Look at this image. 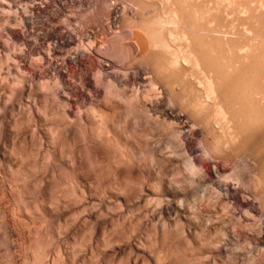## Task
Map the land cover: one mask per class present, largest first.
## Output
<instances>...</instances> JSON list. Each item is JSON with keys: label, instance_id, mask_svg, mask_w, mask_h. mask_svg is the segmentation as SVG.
Wrapping results in <instances>:
<instances>
[{"label": "bare ground", "instance_id": "obj_1", "mask_svg": "<svg viewBox=\"0 0 264 264\" xmlns=\"http://www.w3.org/2000/svg\"><path fill=\"white\" fill-rule=\"evenodd\" d=\"M1 2L3 1V0H0ZM8 1V0H7ZM5 2V0L3 1V5L5 6V7H7L8 9V11L9 12H7L6 11V8L5 7H3V9L1 10L4 14L5 13H9V16H10V10H13V11H11L12 13H15V20H14V18H11V16L13 15H11L10 16V19H11V21H12V19L14 20L12 23H13V26L16 28V26H18V28L19 27H21V29H19V30H17V29H15V28H13L12 26H11V23H10V21H9V23H10V25L8 24V21H6L7 20V18H6V16L4 15V14H2L1 15V13H0V18L1 19H3V26H4V28L0 25V28L2 29H4V31H6L5 33H7V36H8V38H7V40H10V42H8L9 43V45H11L12 47H13V49L9 46V48H11L12 50V52H11V54L9 53L10 52V50H9V55H5L6 57H8V59H9V57H11L14 61H15V64H14V69H15V72L16 73H18V76H15V78L18 80V82H19V84L18 85H15V87H14V89H17V87L19 86V85H21V86H19L18 88V92L17 93H15V92H13L14 90H12V88H13V85H12V88H11V90H12V93H11V95H9L10 96V99L11 98H15V97H12V96H14V94H21L22 95V93H23V91L25 90V88L27 87L26 86V82L28 81V80H30V81H32V84H33V82H35L36 81V84H38L37 83V80H39V79H41V78H43V77H45V76H49V77H51L52 78V80L54 79V82L52 83L53 85H51L52 87H49L50 88V90L52 91L51 93H49V95H50V97L49 98H51V102H53V104L54 105H56V107L55 108H53V110H52V112L53 111H55V109L57 108V110H58V113H57V110L55 111V112H53L54 114H52V115H48V116H56L57 114H59L60 113V115H58V117H57V121L56 122H53V120L52 119H55L56 120V117H54V118H52V117H49V118H47L48 116H47V114H46V116H44V117H46L47 119H48V122H49V120H50V118H52L51 120V122H53L54 123V126H56L55 127V129L57 128V131H55V129L52 127V125L51 126H49L50 127V129H51V127L53 128L52 130H51V132L49 133V131H48V133L49 134H51V135H49V136H51V139H52V141H50L49 143H53L52 145H53V150H52V148H51V150H52V154H54L56 157H59L60 158V162H61V165L60 166H62V168L64 167V169H63V171L65 170V168L66 167H68V168H70L76 175H77V177H80V178H82V176H84L83 174H85L86 175V173L84 172V171H82V163H85V160H83L84 158H85V156H83L84 158H82V154L83 153H85L84 151H82L84 148L83 147H85V149L84 150H90L91 149V151L92 150H94L95 151V153H96V155L99 157V158H103V151H104V149L102 148V150L100 151V147H98V145L96 144L97 143V141L95 140V141H93V136H94V134H96L97 132V134L99 135H97V137L96 136H94V138L96 137V138H99V137H101V135L99 134V133H101V132H103L102 133V137H104V134H105V132H106V134L108 133V135H106L105 134V139L107 138V136L108 137H110V136H112V134L113 133H115V135L116 136H118L119 137V139H120V142L122 143V145H124V147H126V149H127V147H129L128 148V150L129 149H131L132 151H130L129 150V154L127 155V154H123L122 153V155H124L123 157H120V156H122V155H120L121 153V151L123 150V148L124 147H122V150H120V152L118 153V155H119V157L117 156V153H116V148H114L116 145H113V148L115 149L114 151H115V154L112 152V155H111V157H109L108 156V153H111L110 151L107 153V155L106 156H108L107 158H111L112 159V157H113V155H114V157H115V155L117 156V158H115V159H113L112 161H110L111 162V165H112V169H114L115 170V177H117L116 179H118L119 180V182H120V185L118 186V182H116L117 183V187H119V191H121L124 195L123 196H125V193L124 192H131V191H134L135 192V190H134V188H136L137 186H135L134 187V185L135 184H137V183H135V179H138L137 181H139V177L140 176H142V178H151L153 175H154V181L153 182H151V183H147L148 181H142L141 182V186L140 187H137L136 189H138V191L140 192V194H141V196H138V197H143V193H145V191H149L150 193H148L149 195L150 194H156V195H158V197H157V199H153V197H148V198H150L151 200H154V201H156V200H158L159 199V202L158 201H156L155 203H154V201H153V203L154 204H148V203H146L145 205H150V206H152V208L151 207H148V206H146V207H148V208H150L151 209V214H150V210H149V214L147 213L146 215L147 216H149V215H152L153 217H155V216H160V219L159 220H163V217L164 216H166V218H167V220L168 219H173V220H175V222H176V220L178 221V224H179V220H180V222H181V220H184L185 221V223H187L189 226H190V228L188 229V231L189 232H191V234L192 233H194L192 230H193V227H195L194 229L196 230V232L198 231V225H200V222H202V221H200L199 222V220H200V218L199 219H197L198 217H201V215L200 216H198V215H196L197 213H199L200 214V212H203V210L204 209H206V208H208V207H210V209H213L214 208V206L216 205L215 203V205L214 206H212L211 204H212V201H217V204H219L218 203V201L221 203V201H223V202H225V204L222 202L221 204H224V205H226V206H229V205H233V207H234V205H235V207H238V208H240V209H243L244 210V214H241V217H242V219H240L238 216H237V220H239V222H240V220H244L243 219V217L245 218V219H248L249 220V218H252L254 215H256V214H260L259 216L261 217L260 219H258V220H260V222L261 221H263V219H264V205H263V200H264V197H263V199H261L262 200V202H260V198L262 197V196H264V194L263 193H260V198H259V195H257L258 196V198H256V199H258V201H256V199H251V197H249V196H247V195H245L247 192H249L248 191V189L249 188H251L252 190L253 189H256L255 191V193H258V189H259V192H260V190H261V187H262V190L264 189V185L263 186H261L260 188H258L259 186H258V182H256V185L254 186L253 184H252V180H251V183H249V180L250 179H252V178H250V179H248V184L250 185V187H248L247 186V181H244L243 179L244 178H246L245 176L246 175H244V174H242V175H244V178H242L241 176H240V173H238V171L240 170V167H241V165H240V167L239 168H237V169H239L238 171L235 169L237 166L235 165V167H234V170L232 171V172H229V163H227V161L229 160H232L233 158H231V157H233L234 156V154H235V152H234V150H238V152H239V150L241 151L242 149H244L245 150V152H246V148H245V146H246V144H247V148H250V149H253L254 147L256 148V142H255V139L257 138V136H254L253 134H255V135H258V134H260L259 133V131H261V134H262V136H263V138H261V140L262 139H264V135H263V131H264V126H261V128L259 127V129H258V126H260V125H264V104L262 105V103H264V88L261 90L260 89V91L257 89V86H256V84H254L256 81H255V75H254V73H253V70H255L256 72L258 71L257 69H255V68H253L252 70H249V69H241L240 67H242L240 64V60H241V58H243L242 56H243V54L241 53L242 52V50L244 51V49L245 50H247V48L249 47H247V48H245V46L243 45V46H241V44L240 45H238L237 43H235L236 45H234V44H232V47L234 46V50L232 49V51H237V54L239 53V51H241L240 53V55L238 54H235V55H237V57L239 58V56H241L240 57V60H238L239 61V65H240V67L238 68L237 67V57L235 56V58H236V63L235 64H237V65H232V64H230V60H229V65H225V63H227V61H228V59L232 56V54H233V52L231 53V56H229L227 53H226V51H224L225 52V55H228L229 57H227V56H225V58H226V62L224 61V60H222L223 58H224V56H221L222 57V59H220V56H216L215 57V59H216V61H218V65L221 63V64H223L221 61H223L224 62V65L226 66V67H228V66H230V68H232L233 66L235 67V68H232V69H234L233 71L232 70H228L229 72L228 73H226L227 74V76L223 73L222 74V72H218L217 70V68L215 69L216 71H214V67L212 68V66L208 63L209 61H207V59H209V51H210V54L213 52V51H216V52H218V50H214V48H212L213 47V44H211V46H209V45H207V44H205V47L203 46V45H201V43L199 44V46H203L202 47V51L204 50V48H206V53H204V51L202 52L201 50L199 51V48H201V47H199L198 46V44H194L195 43V41H193L194 39V37H196L198 34H196L195 36H193L194 34H195V32H194V34L192 33V32H190V33H188V31H186V29L185 30H183L184 28L182 27V28H180V33L182 32L184 35H186V32L188 33V37H187V35L186 36H183L181 39H183L184 37L187 39H190L189 41V43H186V44H178V43H182V41H179V40H181V39H179L178 41L179 42H177V44L175 43V41H177V40H175V38L176 39H178V38H180L179 36L177 37V35H176V33H179V32H177V30L176 29H178V31H179V27H178V25H179V23L180 24H182L181 22H180V20L182 21V19L178 16L179 14H181V12H182V9L185 11H183V13L186 15V14H188L190 11H191V13H192V10H195V8L194 7H196V5L198 4V2L197 1H195V3H197L195 6H192V7H190L191 5H192V3L189 1L188 2V0H186V2L184 1V0H180V2H178L179 4H177V2L176 3H172V0L169 2V0H167V2H169L168 4H166V1L165 2H163L162 4H166L164 7L165 8H161V9H164V12H162L161 10H159L158 8H160L159 6H160V4H158V2L157 1H159V0H154V4L153 3H148L149 4V7L150 8H152L153 6H155L154 8L155 9H157V11H161L160 13H163V14H161L160 15V13L158 14V12H156L155 10H154V8H153V10H154V12H156L157 13V15H160V16H157L154 12V14L156 15V16H154V14H153V17H152V14H150V12H146V11H152V9L151 10H149L148 8V6L147 7H145V8H143L142 9V5H143V3L141 4V6H140V3H139V6L141 7H138V5L136 6L135 4H133L132 3V1L130 2V0H9L10 2H12V3H8V2ZM135 1V0H134ZM149 1V0H148ZM155 1L157 2V3H155ZM174 1H176V0H174ZM179 1V0H178ZM184 1V2H183ZM194 1V0H193ZM198 1H201L202 2V4L201 3H199V4H201V5H203L205 2H203V0H198ZM206 1V0H205ZM222 1V0H221ZM226 1V0H225ZM137 2H138V0H137ZM141 2V1H140ZM143 2H144V0H143ZM153 2V1H152ZM160 2H162L161 0L159 1V3ZM183 2V3H182ZM189 3L188 5H189V7H187V8H185V6H188L186 3ZM206 2H208V1H206ZM211 2V1H210ZM215 2V1H214ZM217 2V1H216ZM224 2V1H223ZM239 2V1H238ZM256 2V1H255ZM262 2V1H261ZM134 3H136V2H134ZM146 3H147V1H146ZM146 3H144V4H146ZM180 3H182V4H180ZM220 3V2H219ZM218 3V4H219ZM234 3V2H233ZM264 3V2H263ZM1 4V3H0ZM153 4V5H152ZM156 4L157 5H159L158 6V8H156L157 6H156ZM176 4L179 6V9L182 7V6H184V8H181L180 10H181V12H178V11H180L177 7H176ZM184 4V5H183ZM208 5H209V3H207ZM211 4V3H210ZM214 4V3H213ZM212 4V5H213ZM242 4V3H241ZM147 5V4H146ZM168 5V6H167ZM180 5H181V7H180ZM201 5H197V6H201ZM205 5V7H206V4H204ZM215 5V4H214ZM221 5H223V4H221ZM226 5V4H225ZM152 6V7H151ZM163 6V5H162ZM218 6V5H217ZM1 7V6H0ZM198 7V8H199ZM204 7V6H203ZM248 5L245 7L246 8V10H249L248 8ZM262 7V6H261ZM260 7V8H261ZM188 8H192V10H190V9H188ZM202 8V7H201ZM201 8H199V9H196V11H201L200 9ZM242 8V10H244L243 9V7H241ZM264 8V7H263ZM262 8V9H263ZM10 9V10H9ZM145 9H147L146 11H145ZM188 9V10H187ZM202 9H204V8H202ZM208 9V6H207V8H205V10H207ZM211 9V8H210ZM214 9H217V7L215 8L214 7ZM213 9V10H214ZM219 9V8H218ZM217 9V10H218ZM251 9H253V8H250V10ZM254 9H256V8H254ZM4 10V11H3ZM205 10H202V11H205ZM212 10V11H213ZM220 10V9H219ZM246 10L245 11H243L244 13L246 12ZM249 10V11H250ZM257 10V9H256ZM259 10V9H258ZM188 11V12H187ZM201 11V13H199V14H201V16H202V19L203 18H205V15H204V13L205 14H207L208 12H209V10H207V11H205L204 13ZM221 11V10H220ZM252 11H254V10H252ZM187 12V13H186ZM195 12V11H194ZM214 12V11H213ZM216 12V11H215ZM242 12V11H241ZM240 12V13H241ZM189 14V15H192V14ZM198 12H196L194 15L196 16V14H197ZM203 13V14H202ZM212 13V12H211ZM226 13V12H225ZM244 13H241V14H244ZM249 13V12H248ZM253 13V12H252ZM263 13V12H262ZM210 14V13H209ZM223 14V13H222ZM254 14H256V12H254ZM264 14V13H263ZM151 15V16H150ZM182 16H183V14H181ZM198 15V14H197ZM244 15H246L247 16V14H244ZM252 14H251V12H250V16H251ZM147 16V17H146ZM148 16H150V17H152V20L150 19V21L149 22H147V21H145L147 18L149 19L150 17H148ZM181 16V17H182ZM193 16V15H192ZM200 15H198V17L197 18H200L199 17ZM208 16V15H207ZM214 16H215V13H214ZM222 16V15H221ZM242 16V15H241ZM245 16V17H246ZM254 15H252V17H253ZM178 17H179V19H178ZM185 17L186 16H183L182 18L183 19H185ZM189 17V16H188ZM210 17H211V15H210ZM252 17H250V18H252ZM254 17H256V15L254 16ZM258 17V16H257ZM9 18V17H8ZM119 18H123V19H125L126 20V18H128V19H130V22L132 21L133 22V24H135V25H133V26H135V29L133 28V26H132V30L130 29V31H129V34H130V38L132 39V40H130L131 42L133 41V43L134 44H131L132 45V47H134L135 48V50H136V52H137V54L139 53V54H141L142 56L144 55L145 56V54H147L148 53V55L149 54H152L151 55V57H148V58H150L149 59V62L150 61H152V63H153V59H151L152 57H154L155 56V59H157V61H155L154 63H153V67L151 68V66H150V68L151 69H153V71H154V67L156 66V71H154V74H155V72H156V75H154V77H152L150 80H149V88L147 87V85L145 86V89L146 90H144V88H143V92H141L140 91V89L138 88V90L136 91L135 90V87L134 88H131L130 87V85H131V83H137V81H139V80H143L144 78H143V75H142V70H144V68H143V65L142 64H144V62L142 63V64H140V65H135L134 66V68L131 70V71H127V70H110L111 69V65L113 64V61L111 60V59H109V54L107 53V51H106V48H104V46L102 45V47L103 48H98L96 51H95V47H96V45H95V43L96 42H94V41H92V40H95V41H97V39H95V36H94V34H95V31H97L102 25L101 24H103V23H110V24H112V22L113 21H116V20H118ZM195 18V17H194ZM196 18V19H197ZM212 18V17H211ZM247 18V17H246ZM10 19H8V20H10ZM147 19V20H148ZM187 19H189V18H187ZM215 19H218V18H216L215 17ZM215 19L213 18V20L211 19V21L210 22H214L215 21ZM222 20H223V17L221 18ZM248 19H249V17H248ZM253 20H254V18H252ZM193 18H192V20L190 19V23H191V21L193 22ZM199 20V19H198ZM210 20V19H209ZM208 20V21H209ZM247 20V19H246ZM121 21H122V19H121ZM127 21V23H128V20H126ZM189 21V20H188ZM203 21H205V20H203ZM218 21V20H217ZM252 21V20H251ZM1 22V21H0ZM129 22V23H130ZM146 22H147V24H146ZM158 22H160L163 26L162 27H164L165 28V30H166V33H167V35L165 34V32L164 33H162V31H161V28L159 27V26H157L158 24H156V23H158ZM184 22H185V20H184ZM202 22V21H201ZM209 22V23H210ZM232 22V21H231ZM236 22V21H235ZM115 23V22H114ZM120 23H122V22H120ZM120 23H118V25L120 24ZM123 23H124V21H123ZM126 23V22H125ZM189 23V22H188ZM196 22H194V24H192L191 23V25H196L195 24ZM198 23H200V21L198 22ZM197 23V24H198ZM214 23H216V22H214ZM222 23V22H221ZM220 23V24H221ZM251 23H253L254 24V21L253 22H250L249 21V24H251ZM131 24V23H130ZM130 24H129V26H130ZM154 24H156V25H154ZM161 24H159V25H161ZM183 24H185V23H183ZM219 24V25H220ZM127 25V24H126ZM190 25V27L192 28V26ZM215 24H213V26H214ZM218 25V26H219ZM252 25V24H251ZM255 25V24H254ZM111 26V25H110ZM116 26V25H115ZM128 25H127V29H128V27H129ZM156 26V27H155ZM181 26H184V25H181ZM217 26V27H218ZM222 26V25H221ZM230 26V25H229ZM259 26V25H258ZM103 27V26H102ZM118 27H120V26H118ZM123 27V26H122ZM157 27H159L160 28V31H161V33L162 34H165V36L168 38V39H166L165 38V36L164 35H158V34H161V33H159V28H157ZM178 27V28H177ZM184 27H186L187 29L189 28L190 29V27H188V25H185ZM200 28L202 27V25L200 24V26H199ZM216 27V28H217ZM252 27V26H251ZM254 27V26H253ZM257 27V26H256ZM29 28H31V30H29ZM105 28V27H104ZM110 28V27H109ZM126 28V27H125ZM163 28V29H164ZM176 28V29H175ZM195 27L193 26V29H194ZM198 28V27H197ZM219 28V27H218ZM218 28H217V30H218ZM247 27H245V29H246ZM3 29H2V31H3ZM62 29H67V31H65L66 32V35H65V33L63 32V30ZM113 29H114V27L111 29V32L113 31ZM118 29V28H117ZM116 29V30H117ZM188 29V30H189ZM192 29V30H193ZM196 29V28H195ZM194 29V30H195ZM210 29V28H209ZM230 29V28H229ZM256 29V28H255ZM101 30V29H100ZM115 30V29H114ZM121 30V29H120ZM126 30V29H125ZM129 30V29H128ZM176 30V31H175ZM191 30V29H190ZM197 30H199V28L197 29ZM214 30V29H213ZM216 29H215V31H216V34L220 31H217ZM222 30H223V28H222ZM221 30V31H222ZM250 30H254V29H250ZM2 31H0V32H2ZM107 31H108V29H107ZM124 31V30H123ZM122 31V32H123ZM127 31V30H126ZM201 31V30H200ZM229 31V30H228ZM246 31H247V29H246ZM156 32H158V33H156ZM223 32V31H222ZM235 32V31H234ZM248 32H250V31H248ZM252 32V31H251ZM4 33V32H3ZM2 33V34H3ZM98 33H99V31H98ZM110 33V32H109ZM113 34H114V32H112ZM120 33V32H119ZM155 33H156V35H155ZM180 33H179V35H180ZM181 33V35H183ZM191 34H193L192 36H190ZM200 34H201V32H200ZM199 34V35H200ZM203 34V33H202ZM201 34V35H202ZM219 34H220V32H219ZM236 34V33H235ZM250 34V33H249ZM252 34V33H251ZM106 35H107V33H106ZM116 35V33L114 34V36ZM157 35H158V37L159 38H161V39H159L160 41L162 40V41H164L165 42V44H164V42H160L158 39H157ZM204 35V34H203ZM222 35H224V32L222 33ZM30 36H32V37H30ZM99 36V35H98ZM124 36V35H123ZM156 36V37H155ZM205 36V35H204ZM220 36H221V34H220ZM217 37V40L219 41L220 39H218V38H221V37ZM227 36V35H226ZM233 36V35H232ZM235 36V35H234ZM1 37V36H0ZM103 37V36H102ZM105 37V36H104ZM103 37V38H104ZM116 37V36H115ZM190 37V38H189ZM193 37V38H192ZM200 37V36H199ZM224 37V36H223ZM223 37H222V39H223ZM255 37V36H254ZM3 38V37H2ZM1 38V39H2ZM96 38H97V34H96ZM117 38V37H116ZM121 38H122V36H121ZM124 38H125V36H124ZM166 39V40H163V39ZM185 38H184V42H188V39H187V41H185ZM192 38V39H191ZM198 38V37H197ZM197 38H195L196 40H197ZM202 38V37H201ZM200 38V39H201ZM98 39H100V38H98ZM105 39V38H104ZM118 39V38H117ZM84 40H88V41H90V43L89 42H87L88 43V45H86L85 44V42H84ZM116 40V39H115ZM119 40V39H118ZM216 40V41H217ZM100 41V40H99ZM102 41V40H101ZM120 41V40H119ZM122 41V40H121ZM130 41H128V42H130ZM192 41L194 42V43H192ZM199 41V40H198ZM211 41H213V40H211ZM217 41V42H218ZM221 41L222 40H220L219 41V45L221 44L222 45V43H221ZM237 41V40H236ZM250 41H252V40H250ZM258 41V40H257ZM53 42H54V44H53ZM114 43H116L115 41H113ZM122 42H124L125 43V41H122ZM121 42V43H122ZM6 43V42H5ZM8 43H7V45H8ZM11 43H13V44H11ZM46 43H48V44H46ZM99 43V42H98ZM106 43H107V40H106ZM109 43V42H108ZM110 43H112V42H110ZM109 43V44H110ZM120 43V42H119ZM127 43V42H126ZM192 43V44H191ZM224 43V42H223ZM231 43H232V39H231ZM234 43V42H233ZM250 43V42H249ZM258 43V42H257ZM64 44H77L76 45V47L74 46V49H72L70 52H68L66 55H64L63 57L61 56L62 55V53H61V51L58 49V45H64ZM101 44V43H100ZM99 44V45H100ZM193 46V48L191 47V45ZM217 44V43H216ZM216 44H214V46H216ZM245 44V43H244ZM254 44V43H253ZM98 45V44H97ZM105 45V44H104ZM129 45V44H128ZM195 45H197V47H196V49H195ZM248 45V44H247ZM246 45V46H247ZM250 45H251V43H250ZM255 45H257V44H255ZM116 46H118L117 44H116ZM223 46H226V45H222L221 46V48H220V50L219 51H223ZM229 46V45H228ZM227 46V48H229ZM254 46V45H253ZM264 46V45H263ZM0 47L1 48H6V47H8V46H6V45H3V44H0ZM111 47V46H110ZM199 47V48H198ZM208 47H210V48H208ZM218 47H220V46H218L217 45V47L216 48H218ZM231 47V48H232ZM0 48V51L2 50ZM44 48H47V51L44 49ZM72 48H73V46H72ZM117 48V47H116ZM125 48V47H124ZM134 48H132V49H134ZM212 48V52H211V50H208V49H211ZM215 48V49H216ZM226 48V47H225ZM226 48V49H227ZM253 47L251 46V48L249 49V50H251ZM16 49V51H13V50H15ZM67 49V48H66ZM111 49V48H110ZM115 49V48H114ZM122 49V48H121ZM120 49V50H121ZM129 49V48H128ZM127 49V50H128ZM222 49V50H221ZM257 48H256V46H255V50H256ZM19 50V51H18ZM68 50V49H67ZM231 51L230 50V48L229 49H227V51ZM249 50H247V51H249ZM7 51V50H6ZM18 51V52H17ZM122 51H124V50H122ZM121 51V52H122ZM128 51H130V50H128ZM199 51V52H198ZM208 51V52H207ZM252 51H254V50H252ZM126 52V51H125ZM132 53H133V51H131ZM216 52H213V53H215L214 55H217L216 54ZM255 52V51H254ZM258 51L256 50V52L255 53H257ZM1 53V52H0ZM4 53H5V51H4ZM208 53V56L207 55H205V54H207ZM219 53V52H218ZM223 53V52H222ZM221 53V55H223ZM229 53V52H228ZM234 53H236V52H234ZM246 52L244 51V54H245ZM249 53H251V51H249ZM249 53H248V55H249ZM255 53L253 54V56L255 57ZM6 54V53H5ZM133 54H135V53H133ZM132 54V55H133ZM203 54H204V56H203ZM220 54V53H219ZM218 54V55H219ZM252 54V53H251ZM261 54V53H260ZM259 54V55H260ZM2 55V54H1ZM0 55V56H1ZM27 55H35L36 57H37V59L36 58H34V60L35 61H32L33 59H31V61H28L26 58H27ZM202 57H201V56ZM257 55V54H256ZM4 56V55H3ZM2 56V58H5V56L3 57ZM112 56V55H111ZM123 56V55H122ZM129 56H131V54H129ZM144 56H143V58H144ZM150 56V55H149ZM206 56H207V59H206ZM212 56V55H211ZM234 56V55H233ZM245 56H246V54H245ZM250 56H252V55H250ZM29 57V56H28ZM31 57V56H30ZM218 57V58H217ZM1 58V60H3ZM10 58V59H11ZM127 58V57H126ZM126 58H124V59H126ZM139 58V57H138ZM142 58V57H141ZM145 58H147V57H145ZM144 58V59H145ZM206 60L205 62H204V60ZM213 58V57H212ZM235 58H234V60H235ZM250 58V57H249ZM10 59H9V61H10ZM30 59V58H29ZM114 59V58H113ZM214 59V58H213ZM231 59H232V57H231ZM245 59L246 58H244L243 60H244V62H243V60L241 61L242 62V65H243V63H246L248 66L251 64L252 66H251V68L253 67V64L254 63H248V61L249 60H251V58L250 59H246V60H248L247 62H245ZM254 59V58H253ZM6 60H7V58H6ZM127 60V59H126ZM142 60V59H141ZM141 60H138L137 61V58H136V60H135V62L137 61V62H139V61H141ZM234 60H231L232 61V63H233V61ZM255 60V62H256V59H254ZM5 61V59L3 60V62ZM8 61V62H9ZM12 61V60H11ZM122 61H123V59H122ZM128 61H130V60H128ZM146 61V60H145ZM252 62H253V60H251ZM258 61H259V59H258ZM134 62V63H135ZM148 62V63H149ZM157 62V63H156ZM220 62V63H219ZM2 62H0V65H1V69H3L6 65H8L9 66V64L11 63V62H9V64H6L7 62H4V65H2L1 64ZM115 63V62H114ZM151 63V64H152ZM155 63L158 65H155ZM209 64V66L207 65V64ZM210 63H212V62H210ZM123 64V63H122ZM125 64V63H124ZM132 64V63H131ZM219 65L220 66V68H221V66L223 67V69H224V71L226 70L225 68H224V65ZM113 65H115V64H113ZM232 65V66H231ZM238 65V66H239ZM258 65V64H257ZM7 66V67H8ZM124 66V65H123ZM145 66H146V64H145ZM148 66V65H147ZM211 66V67H210ZM217 66V65H216ZM254 66H256L255 64H254ZM3 67V68H2ZM13 68L12 66H9V68H7L8 70H10L11 68ZM122 67V66H121ZM129 67V66H128ZM131 67V66H130ZM158 67V68H157ZM218 67V66H217ZM6 68V67H5ZM230 68H228V69H230ZM243 68H244V66H243ZM250 68V67H249ZM250 68V69H251ZM117 69V68H116ZM237 69H239V70H237ZM259 69V68H258ZM25 70L28 72V74H26V73H24L25 72ZM241 70H249L248 71V73L250 72V71H252V72H250L251 74L253 73V75H251L250 73L247 75V73H246V71H244L245 73H246V75L248 76V78H242V76L241 75H244L245 73H241ZM11 71H12V69L10 70V73H11ZM24 71V72H23ZM146 71V70H145ZM145 71H143V73L145 72ZM219 71H221V70H219ZM239 71V72H238ZM1 72H2V70L0 71V74H1ZM21 72H23L22 74H21ZM147 72V71H146ZM230 72L232 73V76H230L231 74H230ZM237 74H241L240 76L238 75V77L236 76L235 77V75H237ZM263 72H264V70H263ZM262 72V73H263ZM2 73H4V71L2 72ZM149 73V75L147 76L146 74V78L147 77H149L150 76V71L148 72ZM12 74V73H11ZM24 74V75H23ZM26 74V75H25ZM229 74V75H228ZM259 74V73H258ZM258 74L256 75V76H258ZM17 75V74H16ZM246 75H244V76H246ZM250 75H251V77H253V78H251L250 77ZM6 76H9V75H4V78L3 79H5L6 78ZM153 76V75H152ZM226 76V77H225ZM234 76V77H233ZM1 77V76H0ZM151 77V76H150ZM241 77V78H240ZM259 77H264V74H262L261 76H259ZM14 78V77H13ZM12 78V79H13ZM14 78V79H15ZM48 78V77H47ZM227 78H228V80H227ZM230 78H232V79H230ZM234 78V79H233ZM240 78V79H239ZM257 79H259L258 77H257ZM42 80V79H41ZM41 80L39 81V83L41 82ZM147 80V79H146ZM232 80V81H231ZM261 79H259V81H260ZM262 80H264V79H262ZM261 80V81H262ZM51 81V80H50ZM230 81H231V83H230ZM258 81V80H257ZM258 81V82H259ZM260 81V82H261ZM0 82H1V80H0ZM4 81L2 80V83H3ZM5 82H6V79H5ZM17 82V83H18ZM48 82V81H47ZM140 82V81H139ZM232 82H233V84H232ZM264 82V81H263ZM263 82H261V83H263ZM1 83V84H2ZM14 83H16V82H14ZM16 83V84H17ZM29 83V82H28ZM41 83H43V82H41ZM146 83H148V81L146 82ZM257 83V82H256ZM0 84V85H1ZM5 84V83H4ZM8 84V83H7ZM7 84H5V85H7ZM45 84H47V83H45ZM140 84V83H139ZM10 85V84H9ZM39 86H41V91H43V89H44V86L46 87V85H44L43 87H42V85H40V84H38ZM48 85V84H47ZM49 85H50V82H49ZM138 85V84H137ZM257 85H260L259 83L257 84ZM262 85V84H261ZM264 85V84H263ZM4 86V85H3ZM8 86V85H7ZM11 86V85H10ZM29 86H32V85H29ZM38 86V87H39ZM134 86V85H133ZM132 86V87H133ZM140 86V85H139ZM245 86H246V88H245ZM34 87V84H33V86L32 87H30V91L32 92V88ZM36 87H37V85H36ZM35 87V88H36ZM37 87V88H38ZM128 87H130L131 89H132V91L133 90H135L133 93H130L128 90H129V88ZM141 87V86H140ZM143 87H144V85H143ZM245 88V91L247 92V94L243 91V89ZM262 87V86H261ZM264 87V86H263ZM4 88V87H3ZM7 88V87H6ZM5 88V89H6ZM35 88H33V89H35ZM40 88V87H39ZM43 88V89H42ZM46 88H48V86L46 87ZM137 88V87H136ZM148 88V89H147ZM239 88L240 89H242V91L240 92V90H239ZM248 88V89H247ZM4 89V90H5ZM9 89V88H8ZM142 89V88H141ZM236 89H238V91L240 92V93H238V91H236ZM247 89V90H246ZM257 89V90H256ZM45 90V89H44ZM47 90H49V89H47ZM49 90V91H50ZM6 91V90H5ZM5 91H3V93H5ZM9 91V90H8ZM38 91V89H36V92ZM40 91V92H41ZM49 91H47V92H49ZM131 91V92H132ZM236 91V92H235ZM258 91L261 93V98L259 97V95L257 94L258 93ZM30 92V93H31ZM245 94H244V93ZM29 93V94H30ZM35 92L33 91V94L32 95H35L36 96V94H38V92L36 93V94H34ZM43 93H44V95H46L45 93L46 92H44L43 91ZM237 95H236V94ZM244 94V95H242V96H240V94ZM249 93V94H248ZM256 93V94H255ZM259 93V94H260ZM2 93L0 92V95H1ZM24 94V93H23ZM254 94H255V96H258L259 98H260V100H261V105H262V108H259V106H258V104L256 105L255 104V102L258 100L259 101V98L258 99H256L255 100V96H254ZM3 95V94H2ZM8 95V94H7ZM20 95V96H21ZM25 95V94H24ZM243 96H245L246 97V100L244 99L243 100ZM250 98H249V97ZM31 97V96H30ZM239 97H241V102H242V100H243V102L244 103H246V105L244 104V105H242V106H245V108H243V107H240L241 106V104H243V103H241V102H239L240 100H239ZM243 97V98H242ZM18 98V97H17ZM24 98V97H23ZM247 98H249V100H247ZM5 99V98H4ZM12 99V100H13ZM22 99V98H21ZM47 99V98H46ZM45 99V100H46ZM252 99H254V101H252ZM18 100H19V98H18ZM17 100V101H18ZM23 100V99H22ZM141 100H146L148 103H146V105L148 104L149 106H150V109H146V111H143V109L142 108H138V107H136V106H138V104H139V106H140V104H141ZM250 100H251V102H250ZM8 101V100H7ZM6 101V102H7ZM10 101V100H9ZM16 101V100H15ZM24 101V100H23ZM91 102V104L93 105L92 106V109L93 110H91V111H93L94 112V114H92L93 112H90V113H88L87 111H88V109H87V111L85 112L84 110H82V106L83 105H85V103L87 104V102L88 103H90ZM143 101V102H144ZM145 101V102H146ZM246 101V102H245ZM258 101L256 102V103H258ZM5 102V101H4ZM6 102H5V104H6ZM11 102V101H10ZM46 102H47V100H46ZM247 102H249V103H247ZM21 103H22V101H21ZM20 103V104H21ZM25 103V102H24ZM241 103V104H240ZM254 103V104H253ZM260 103V102H259ZM5 104H3L4 106H5ZM13 105L15 104L14 102L12 103ZM23 104V103H22ZM53 104H51V105H53ZM250 104V105H249ZM26 105H27V103H26ZM142 105V107H143V105H144V103L143 104H141ZM239 105V106H238ZM251 105L252 106H258V108L256 109H253V110H248L247 111V109L249 108V109H252L251 108ZM6 106H8L9 107V105H6ZM29 106H31V105H29ZM36 106V105H35ZM48 106V105H47ZM249 106V107H248ZM2 107V106H1ZM20 107V106H19ZM28 107V106H27ZM135 107L136 108H138V110L137 109H135ZM141 107V106H140ZM237 107H239V109H237ZM246 107H248L247 109H246ZM5 108V107H4ZM3 108V109H4ZM7 108V107H6ZM15 108V107H14ZM25 108V107H24ZM30 108V107H29ZM52 108V107H51ZM144 108V110H145V107H143ZM149 108V107H148ZM13 109V108H12ZM23 109V108H22ZM142 109V110H141ZM242 109L243 110H245L243 113L241 112L242 111ZM2 110V109H1ZM5 110V109H4ZM24 110V112L27 110H25V109H23ZM47 110H50L49 109V107H47ZM241 110V111H240ZM11 111V110H10ZM21 111V110H20ZM136 111H138L137 113H136ZM148 111L150 112V111H152L153 112V114L152 113H148ZM247 111V112H246ZM252 111V112H251ZM51 112V111H50ZM139 112H140V114H141V116H140V118H142V119H144V117L146 118V122L147 121H150V122H148L147 123V125L149 124H152L151 123V121H152V119H154V122L155 123H157L158 124V122L159 121H156L155 119L156 118H158L159 120H160V118L162 119V121H161V124H159V125H161V126H163L164 125V122L165 121H171V123H172V121L175 123L174 125H168V127H170V129L172 128H174L175 126H176V130H175V132L173 133V134H175L176 136H177V138H176V136H175V139L173 140V135L171 134H169L170 136H172L171 138H170V140H172V141H169V139H168V142L169 143H173L174 144V142H175V140H177V145H173L174 146V148L177 150L178 149V154L180 155V157L181 158H183L184 160H182V161H184L183 162V164H186V165H183V168H185L184 166H186V168L184 169V170H189V173L187 172V170H186V174H189V182L193 185L192 186V189H194V185H196V186H198L200 189H199V191H200V195L197 193V196H196V193H195V196L197 197V200L196 201H198V203H196V201H195V197H193L194 195H192L191 197H193V198H195L190 204L191 205H189V203L188 202H190V200H191V198L189 197V185L187 186V184H188V182L186 183V181H188V178H187V180L185 179V175H182V173H184L183 172V169H182V172H181V170H178V169H181V163H179V167L180 168H178L177 166V164H178V162H177V164L174 162L175 160H173V158L175 157H173L172 155L174 154V155H176L177 156V151L175 152V149H173L174 150V153H173V150H171L172 152H170V149H169V152L172 154H170L169 152H168V150H167V148H166V150L165 149H163V147H162V150H164L165 152L163 153V155H161V152H162V150H161V147H160V150H161V152L159 151V153L158 152H156L155 150L153 151V149L151 148V146L152 145H150V143H149V141L147 142V144H146V141L147 140H149L150 139V141L152 140V138L150 137V138H147V136H148V134L150 133H147L146 135L144 134V132H143V134H139V133H141L142 131H139V129H141V128H138L137 127V129L138 130H136V132L138 133H133L135 136H133V135H131V136H133V138L135 139L138 135L139 136H141V137H143V136H146V141L144 140V137L143 138H140V137H137L138 139L140 138V139H143V142L145 141V144H146V146H147V148H145V146H144V149H143V146H142V144H143V142L141 141H139L138 139H135V141L137 140V146H139V148L138 147H136L133 143V141L134 140H132L131 139V137L129 136V134L131 133V129L133 128V126H132V124H134V130L133 131H135V126H138L137 124H138V122L137 123H130L131 124V126L130 125H128L126 122V119L128 118V119H130L128 116H130L131 114L132 115H134V116H136L137 118H139ZM145 115V112H146V114L149 116H147V115H143L142 116V113ZM251 112V113H250ZM255 112V113H254ZM2 113H3V110H2ZM2 113H1V111H0V114L2 115ZM5 113H7V112H5ZM27 112H25V114H26ZM29 113V112H28ZM241 113V114H240ZM247 113H250V114H247ZM21 114H23V113H21ZM29 114H31V113H29ZM29 114H27V115H29ZM51 114V113H50ZM153 115H156V118H154V117H152ZM241 115V116H240ZM23 116V118H24V115H22ZM30 116V115H29ZM60 116V117H59ZM134 116H133V118H134ZM242 116H243V119L245 120H243L242 119ZM244 116H248V119L246 118V117H244ZM1 117V116H0ZM117 117V118H116ZM250 117V118H249ZM27 118H30V117H25V120L27 119ZM45 118V119H46ZM124 118H126L125 119V121L123 122V120H124ZM132 118V116H131V119H133ZM241 118L242 120H239V119ZM44 119V118H43ZM46 119V120H47ZM117 119V120H116ZM127 119V120H128ZM148 119V120H147ZM151 119V120H150ZM249 121V120H251V122H252V125L254 126V125H256L255 127H253V126H248L249 124H251L250 122L248 123L247 122V120ZM23 120V119H22ZM45 120V121H46ZM122 120V121H121ZM134 120H136V119H134ZM138 120V119H137ZM136 120V121H137ZM163 120H165V121H163ZM255 121L254 123H253V121ZM6 121V120H5ZM29 120L27 119V122H28ZM34 121V120H33ZM33 121H32V123H33ZM120 121H121V123H123V124H121L120 123ZM135 121V122H136ZM139 121V120H138ZM240 121V122H239ZM257 121H259V122H257ZM1 122H3V120L1 121ZM21 122V121H20ZM41 122V121H40ZM48 122H47V124H48ZM129 122V121H128ZM144 121L142 120V123H143ZM163 122V123H162ZM244 122H246V125L248 126V128H247V126L246 125H243L242 123ZM260 122H262L261 124H260ZM30 123V122H29ZM119 123V124H118ZM141 123V121L139 122V125H140V127L142 126V128L145 126V125H143ZM160 123V122H159ZM240 124V126L241 127H239V124ZM255 123H259L258 124V126H257V124H255ZM21 124V123H20ZM50 124V123H49ZM48 124V125H49ZM128 126H127V125ZM154 124V123H153ZM167 124H170V123H168L167 122ZM29 125V124H28ZM38 125V124H37ZM127 126V128H125V126ZM147 125L145 126V127H147ZM154 125H156V124H154ZM154 125H150V127L152 128V133H154V136H155V132H156V129H153L154 128ZM159 125H157V127H159ZM242 125H243V127H242ZM1 126H3V124L1 125L0 124V127ZM61 126V127H60ZM160 126V128H163V127H161ZM165 126V125H164ZM172 126H174V127H172ZM244 126H246V130L245 129H243L244 128ZM16 127V126H15ZM18 127H20V126H18ZM18 127H16V128H18ZM24 127V126H23ZM22 127V128H23ZM27 127V126H26ZM26 127H25V129H26ZM48 127V126H47ZM62 128V129H60V128ZM64 127V128H63ZM128 127H132L130 130L128 129ZM156 126H155V128H157ZM166 127H167V125H166ZM250 127H253V129H252V131L250 130L251 128ZM15 128V130H18V129H16ZM101 129V132H99L100 131V129ZM148 128V127H147ZM159 128V129H160ZM243 129V130H245V133H246V131H250V132H252L253 133V131H254V133L253 134H249L248 135V138L249 139H246V137H247V133H250V132H247L246 134L244 133V131H243V133L246 135H244V139H242V137L243 136H241L242 135V130H240V129ZM254 128L255 129H258L259 131H257V130H254ZM5 129V128H4ZM4 129H3V132H4ZM7 129V128H6ZM11 129V128H10ZM13 129H14V127H13ZM12 129V130H13ZM24 129V130H25ZM37 129V128H36ZM43 129V128H42ZM82 129H84V130H86V131H83V132H85V135L88 133V140H86L87 138H81V137H83L84 136V133H82L80 130H82ZM96 129L98 130V131H96ZM102 129H103V131H102ZM144 129V128H143ZM169 129V130H170ZM175 129V128H174ZM263 129V130H262ZM1 131V133L0 134H2V128L0 129ZM30 130V129H29ZM35 130V129H34ZM48 130H49V128H48ZM127 130H129V131H127ZM142 130V129H141ZM150 130V129H149ZM155 130V131H154ZM160 130H164V129H160ZM168 129H166V131H167ZM168 130V131H169ZM23 131V130H22ZM32 131V130H31ZM38 131V130H37ZM94 131H95V133H94ZM132 131V132H133ZM146 131H148L147 129H146ZM146 131H145V133H146ZM151 131V130H150ZM157 131H158V128H157ZM174 131V130H173ZM19 132H20V130H19ZM57 132V133H56ZM59 132V133H58ZM109 132H113L110 136H109ZM129 134H128V133ZM170 132V131H169ZM256 132L258 133V134H256ZM13 133V132H12ZM18 133V132H17ZM17 133H15V134H17ZM21 133V132H20ZM19 133V134H20ZM34 133V132H33ZM32 133V134H33ZM47 133V134H48ZM83 134V136H82V134ZM151 133V134H152ZM157 133V132H156ZM241 133V134H240ZM14 134V136H16ZM40 134V133H39ZM59 134L60 135H62L63 136V138L64 139H67V141H68V143H70L71 145H72V151L73 152H71L70 154H71V156L69 155V154H66V151H65V149L64 150H62L63 149V146L61 147V143H60V139H63V138H61L60 136H59ZM136 134H137V136H136ZM150 134V135H151ZM157 134H159L160 135V138H161V132L160 133H157ZM162 134H163V131H162ZM22 135H24V134H22ZM21 135V136H22ZM153 135V134H152ZM164 135V134H163ZM167 135V134H166ZM165 135V136H166ZM207 135H212V137H211V141L210 140H205L204 138L207 136ZM26 136V135H25ZM32 136H34V134L32 135ZM40 136V135H39ZM154 136H152V137H154ZM158 136V135H157ZM194 136H197L198 137V142H197V147H194L193 145H192V140H193V138H194ZM241 136V138L240 139H242V141H244V144H245V146L244 145H242L243 143L241 142V141H239L240 139H239V137ZM28 137V136H27ZM27 137H25V138H27ZM45 137H46V135H45ZM89 137L91 138V139H89ZM113 137H114V135H113ZM113 137L112 138H109V140L111 141V139H113ZM203 139H202V138ZM254 137H255V139H254ZM259 137V136H258ZM1 138V137H0ZM2 138H3V136H2ZM32 138H34V137H32ZM38 138V137H37ZM95 138V139H96ZM155 139H154V141L155 140H159V139H156V137H154ZM206 138H209V137H206ZM12 139V138H11ZM18 139V138H17ZM22 139V138H21ZM24 139V138H23ZM44 139V138H43ZM62 140L61 142H64L65 140ZM84 139V140H83ZM101 139V138H100ZM100 139H99V141L98 142H101L100 141ZM103 139V138H102ZM101 139V140H102ZM104 139V140H105ZM116 140L118 139L117 137L115 138ZM162 139V138H161ZM197 139V138H196ZM239 139V140H238ZM28 139H26V140H23L24 142L23 143H25L26 144V142H30V141H27ZM39 140H41V139H39ZM38 140V141H39ZM86 140V141H85ZM108 140V138L106 139V141ZM108 140V141H109ZM116 140H113V141H116ZM238 140V141H237ZM258 140H259V138H258ZM26 141V142H25ZM36 140H34V142H35ZM103 141V140H102ZM106 141H103V143H100V144H103L104 145V143L106 142ZM138 141L140 142V143H142L141 145L138 143ZM153 141V140H152ZM160 141V140H159ZM174 141V142H173ZM197 141V140H196ZM237 141V142H236ZM257 141V140H256ZM263 141V140H262ZM22 142V141H21ZM32 142V141H31ZM33 142V143H34ZM66 142V141H65ZM65 142L63 143L64 144V146H66L65 145ZM96 142V143H95ZM116 142H118V141H116ZM120 142L118 143L119 145H120ZM235 142L237 143V144H235ZM239 142H241V143H239ZM258 142H260V141H258ZM6 143V142H5ZM135 143V144H136ZM159 143V142H158ZM157 143V144H158ZM169 143H167V145L169 144ZM262 143V145L264 144L263 142H261ZM3 144V143H2ZM21 144V143H20ZM42 143H40V145H41ZM44 144V143H43ZM62 144V145H63ZM106 144H109V142H106L105 143V145ZM111 144H115V142H110V145ZM117 144V145H118ZM148 144H149V146H148ZM152 144H153V142H152ZM161 144V143H160ZM159 144V145H160ZM241 144V145H240ZM1 145V144H0ZM22 145V144H21ZM28 145V144H27ZM48 145V144H47ZM51 145V146H52ZM69 145V144H68ZM70 145V146H71ZM81 145V146H80ZM83 145V146H82ZM110 145H108V146H110ZM119 145H118V147L117 148H119ZM121 145V146H122ZM170 145V144H169ZM231 145H233L234 147H235V145H236V149L233 147V149H231V150H233V151H231L230 150V147H231ZM239 145V146H238ZM23 146V145H22ZM28 146H30V145H28ZM33 146H34V144H33ZM101 146V145H100ZM107 146V145H106ZM140 146L142 147V148H140ZM161 146V145H160ZM176 146V147H175ZM178 146V147H177ZM196 146V145H195ZM230 146V147H229ZM237 146H238V148L241 146H244V147H242L241 149L239 148H237ZM259 147H260V145H258ZM6 147V146H5ZM32 147V146H31ZM36 147V146H35ZM89 147V148H88ZM99 149H98V148ZM102 147V146H101ZM104 147V146H103ZM111 147V146H110ZM156 147V146H155ZM166 147H168V146H166ZM172 147V146H171ZM227 147H229V148H227ZM259 147H257V148H259ZM24 148V147H23ZM27 148V147H26ZM66 148V147H65ZM67 148H69V147H67ZM75 148V149H74ZM87 148V149H86ZM113 148L111 147V148H109V149H112V151H113ZM134 148V149H133ZM153 148H154V146H153ZM156 148H158L159 149V147L157 146ZM155 148V149H156ZM170 148V147H169ZM216 148H218L217 149V154H219V155H217L216 157H218L220 160H216V158H215V161H209V159H210V157L212 158L214 155H216V153H215V150H216ZM229 149V152L228 153H231V152H233V156H231V154H230V156L227 154V153H225L226 151V149ZM261 148V147H260ZM259 148V151L260 150H262V149H260ZM1 149V148H0ZM107 149H108V147H107ZM120 149V148H119ZM150 149L152 150V151H150ZM8 150V149H7ZM39 150V149H38ZM118 150V149H117ZM136 150V151H135ZM147 150H149L148 152H147ZM157 150V149H156ZM220 150V151H219ZM244 150H242L243 152H244ZM248 150V149H247ZM256 150V149H255ZM28 151V150H27ZM87 151V152H88ZM198 151H201V152H203V154H204V156H206V158L207 157H209L208 158V161H206V163H205V165H203V166H200V165H198L197 163H196V160H195V154L198 152ZM225 151V152H224ZM263 151H264V147H263ZM11 152V151H10ZM126 152V151H125ZM128 152V151H127ZM126 152V153H127ZM169 153V157L167 156L168 154H165V153ZM238 152H236L237 153V155H238ZM251 152V151H250ZM253 152V151H252ZM257 152H258V149H257ZM257 152H255V154L257 153ZM12 153V152H11ZM23 153H25V152H23ZM68 153V152H67ZM105 153V152H104ZM176 153V154H175ZM247 153V152H246ZM254 153V152H253ZM259 153V152H258ZM262 152L260 151V153L259 154H261ZM199 154H201V153H199ZM198 154V155H199ZM240 154H242V152L240 153ZM240 154L237 156V158L240 156ZM248 154V153H247ZM250 154V153H249ZM250 155V157L249 158H251V156H256V158H259V156H257V155ZM264 154V153H263ZM5 155V154H4ZM12 156H13V154H11ZM18 155V154H17ZM53 155V156H54ZM87 155V154H86ZM103 155V156H102ZM164 155H166V156H164ZM173 157H171V156ZM236 155V154H235ZM1 156H2V154H1V152H0V159H1ZM20 156V155H19ZM43 156V155H42ZM88 156V155H87ZM96 156V157H97ZM126 156H128V157H126ZM201 156H203V155H201ZM243 156V155H242ZM4 157V156H3ZM40 157V156H39ZM50 157H51V155H50ZM97 157V158H98ZM171 157V158H170ZM179 157V156H178ZM179 157V158H180ZM198 157V156H197ZM260 157H262V156H260ZM6 158V157H5ZM12 158V157H11ZM20 158V157H19ZM55 158V157H54ZM53 158V159H54ZM98 158V159H99ZM178 158V159H179ZM181 158H180V160H181ZM202 158V157H201ZM217 158V159H218ZM246 158V157H245ZM255 158V159H256ZM27 159V158H26ZM49 159V158H48ZM51 159V158H50ZM105 159V158H104ZM110 159V160H111ZM197 160H198V158H196ZM205 159V158H204ZM235 159V158H234ZM252 160L249 162V165H250V167L252 168V169H254V167H255V159L254 158H251ZM20 160V159H19ZM18 160V161H19ZM46 160V159H45ZM82 160H83V162H82ZM96 161H97V163L95 162V164H98L99 163V161H100V159L99 160H97V159H95ZM106 160V159H105ZM104 160V161H105ZM213 160V159H212ZM238 160H239V158H238ZM244 160V159H243ZM242 160V161H243ZM246 160V159H245ZM248 160H250V159H248ZM257 160V159H256ZM259 160V159H258ZM263 160H264V157H263ZM22 161V160H21ZM49 161V160H48ZM55 161V160H54ZM109 161V160H108ZM236 161V160H235ZM241 161V160H240ZM241 161V162H242ZM261 161V160H260ZM2 162V161H1ZM53 162V161H52ZM56 162V161H55ZM54 162V163H55ZM87 162V161H86ZM181 162V161H180ZM200 162V161H199ZM202 162V161H201ZM238 162V161H237ZM259 162V161H258ZM22 163V162H21ZM174 163L177 165V166H175L174 165ZM248 163V162H247ZM246 163V164H247ZM263 163V162H262ZM20 164V163H19ZM49 164V163H48ZM60 164V163H59ZM93 164V163H92ZM103 164H104V162H103ZM103 164H101L102 166L101 167H99V168H104L103 167ZM107 164H108V162H107ZM152 164H154V165H152ZM234 164H235V162H234ZM47 165V164H46ZM50 165H51V160H50ZM55 165V164H54ZM57 165V164H56ZM91 165V164H90ZM109 165V164H108ZM257 165V164H256ZM260 165H262L261 167H263V165L264 164H261L260 163ZM20 166H21V164H20ZM58 166L59 165H57V168H58ZM96 166V165H95ZM98 166H100V164L98 165ZM152 166H153V168L155 169V170H153L152 169ZM175 168H174V167ZM239 166V165H238ZM247 166V165H246ZM258 166V165H257ZM42 167H43V165H42ZM51 167V166H50ZM89 167V166H88ZM106 167V166H105ZM175 169H173V168ZM249 167V168H250ZM260 167V169L262 170V168ZM21 168V167H20ZM52 168H53V166H52ZM61 168V167H60ZM86 167H85V165H84V168L83 169H85ZM94 168V167H93ZM109 168V167H108ZM111 168V167H110ZM176 168H178L177 170H178V172H180V173H178L177 171H176ZM248 168V167H247ZM247 168H246V170H247ZM250 168V169H251ZM49 169H51V168H49ZM91 169V168H90ZM175 171V172H177V174L176 175H178V176H175V175H171V178L170 179H168L167 177L170 175L169 174V172L170 171H173V170ZM231 169V168H230ZM242 169L243 170H241V171H245L244 170V168L242 167ZM47 170H48V167H47ZM52 170H54V168L52 169ZM56 170V169H55ZM58 171H59V169H57ZM62 170V169H61ZM69 170V169H68ZM104 170V169H103ZM249 170V169H248ZM258 170V169H257ZM49 171V170H48ZM47 171V172H48ZM90 172H91V170H89ZM251 171H253V170H251ZM61 172V171H60ZM86 172H88V171H86ZM90 172H88L89 174H90V176H91V173ZM94 172V171H93ZM175 172H174V174H175ZM254 172H256L255 170H254ZM258 172V171H257ZM263 172H264V170H263ZM262 172V173H263ZM48 173H50V172H48ZM55 172H53L52 174H53V176H56L55 174H54ZM112 173H114V172H112ZM167 173V174H166ZM243 173V172H242ZM253 172H251V174H252ZM262 173H261V175H259V176H262ZM57 174V173H56ZM89 174H87V176H84V177H87V178H89ZM169 174V175H168ZM249 174H250V170H249ZM50 175H51V173H50ZM102 176H103V174H101ZM114 175V174H113ZM167 175V176H166ZM179 175H180V178H181V181H182V176H183V179H185L184 180V182L186 183V185H183L182 184V182H180V183H178L180 180H176V179H179ZM182 175V176H181ZM252 175H254L255 176V174H252ZM46 176V175H45ZM96 176V175H95ZM112 176V175H111ZM174 176V177H173ZM188 176V175H187ZM250 176V175H249ZM253 176V177H254ZM256 176L257 177H259L258 176V173L256 174ZM255 176V179L257 180V177ZM60 177V176H59ZM68 177V176H67ZM98 177H100V176H98ZM178 177V178H177ZM250 177H252V176H250ZM262 177H264V173H263V176ZM93 178V177H92ZM106 178H108V177H106ZM110 178V177H109ZM114 178V177H113ZM173 178V179H172ZM176 178V179H175ZM49 179V178H48ZM100 179H101V177H100ZM104 179V178H103ZM111 179V178H110ZM175 179V180H174ZM254 179V178H253ZM261 179H263V178H261ZM45 180V179H44ZM85 180H87L86 178H85ZM98 180V179H97ZM117 180V181H118ZM131 180H133V181H131ZM144 180H146V179H144ZM150 180V179H149ZM48 181V180H47ZM95 181H96V179H95ZM103 181H105V180H103ZM108 181H109V179H108ZM255 181V180H254ZM258 181H259V179H258ZM261 182H260V185H261V183L262 182H264L263 180H260ZM45 182V181H44ZM48 182H50V180L48 181ZM52 182V181H51ZM132 182V186L130 185V183ZM146 182V183H145ZM183 182V183H184ZM113 183V182H112ZM115 183V182H114ZM135 183V184H134ZM184 183V184H185ZM189 183V184H190ZM50 184V183H49ZM251 184L254 186V187H256V188H254V187H251ZM264 184V183H263ZM46 185V184H45ZM52 185H53V183H52ZM51 185V186H52ZM55 185H56V183H55ZM77 185V184H76ZM80 185V184H79ZM78 185V186H79ZM106 185V184H105ZM109 185H110V187H111V183H109ZM115 185V184H114ZM139 185H140V182H139ZM44 186V185H43ZM50 186V187H51ZM91 186V185H90ZM49 187V186H48ZM80 187V186H79ZM114 187V186H113ZM134 187V188H133ZM198 187H197V189H198ZM55 188V187H54ZM93 188V187H92ZM109 188V187H108ZM133 190H132V189ZM1 189V188H0ZM53 189V188H52ZM106 189H107V187H106ZM105 189V190H106ZM110 189H112V192H113V190L114 189H116L115 187L114 188H110ZM118 189V188H117ZM117 189L116 190H114V191H117ZM250 189V190H251ZM47 190V189H46ZM82 190V189H81ZM49 191H50V189H49ZM103 191V190H102ZM118 191V192H119ZM52 192V191H51ZM90 192H91V190H90ZM110 192V191H109ZM194 192H196V190H194ZM261 192H263V191H261ZM48 193V192H47ZM83 193V192H82ZM84 193H85V191H84ZM111 193V192H110ZM117 193V192H116ZM121 193V194H122ZM192 193V192H191ZM4 194V193H3ZM51 194V193H50ZM118 194H120V193H118ZM120 194V195H121ZM131 194H132V192H131ZM131 194L129 195L128 193H127V195L128 196H131ZM145 194H147V193H145ZM252 194V193H251ZM261 194H262V196H261ZM126 195V196H127ZM138 195V194H137ZM52 196V195H51ZM84 196V195H83ZM136 196V195H135ZM151 196V195H150ZM200 197V199H199V197ZM86 197V196H85ZM104 197H106V196H104ZM189 197V198H188ZM214 198V200H213V198ZM256 197V196H255ZM52 198V197H51ZM108 198H110L109 197V195H108ZM107 198V199H108ZM125 199H126V197H124ZM156 198V197H155ZM187 198H188V200H187ZM192 198V199H193ZM253 198V197H252ZM55 199V198H54ZM111 199H114V198H111ZM128 199V198H127ZM126 199V200H127ZM142 199V198H141ZM52 200V199H51ZM110 200V199H109ZM142 200H144V199H142ZM146 200H147V198H146ZM187 200V201H186ZM53 201V200H52ZM55 201V200H54ZM54 201L53 202H51V204L49 203V205H53L52 203H54ZM60 201H62V200H59V202H58V200H57V202L60 204V205H62V203L60 202ZM120 201V200H119ZM136 201V200H135ZM141 201V200H140ZM215 201V202H216ZM39 202V201H38ZM63 202V201H62ZM112 202V201H111ZM116 202V201H115ZM129 202V201H128ZM147 202H149V201H147ZM44 203H46V202H44ZM44 203H43V205H44ZM56 203V202H55ZM86 203V202H85ZM145 203V202H144ZM151 203V202H150ZM42 204V203H41ZM47 204V203H46ZM74 204V203H73ZM88 204V203H87ZM117 204V203H116ZM120 204V203H119ZM129 204H130V202H129ZM141 204V203H140ZM220 204V208H226V206L225 207H221V206H224V205H221ZM228 204V205H227ZM48 205V204H47ZM63 205H65V203L63 204ZM121 205H123V206H125L124 204H121ZM120 205V206H121ZM144 205V204H143ZM36 206V205H35ZM57 206H59L58 204L56 205L55 204V207H51V206H49V207H46V212L48 213V215L52 218V217H55L57 214H61L59 211H61V209H62V207L61 206H59V207H57ZM117 206H119V205H117ZM123 206H122V208H123ZM140 205H138V207H139ZM67 207V205H65V208ZM144 207V206H143ZM218 206H216L215 207V209L217 208ZM229 207H231V206H229ZM40 208V207H39ZM112 208V207H111ZM119 208V207H118ZM228 208V207H227ZM41 209V208H40ZM60 209V210H59ZM64 209V208H63ZM68 209V208H67ZM85 209V208H84ZM93 209V208H92ZM91 209V210H92ZM94 209H96L95 207H94ZM115 210L116 209V207H114V208H112V210ZM132 209V208H131ZM133 209H135V207L133 208ZM139 209H140V207H139ZM139 209H138V211H139ZM218 209V208H217ZM232 210H233V208H231ZM237 209V208H236ZM99 210V209H98ZM109 210V209H108ZM112 210H110V211H112ZM123 210L124 209H122L121 211L123 212ZM141 210H143V209H141ZM209 210V209H208ZM208 210H206V211H208ZM226 210V209H225ZM228 210V209H227ZM63 211V210H62ZM82 211V210H81ZM103 211V210H102ZM118 211V210H117ZM119 211H120V209H119ZM133 210H131V212H132ZM205 211V212H206ZM212 211V210H211ZM216 211V210H215ZM217 211H219V210H217ZM216 211V212H217ZM221 211H223V210H221ZM220 211V212H221ZM234 211H235V209H234ZM233 211V212H234ZM65 212H66V210H65ZM87 212V211H86ZM96 212H97V210H96ZM134 212V211H133ZM132 212V213H133ZM135 212H136V210H135ZM204 212V213H205ZM210 212V211H209ZM208 212V213H209ZM227 212V211H226ZM226 212H221L222 213V215L224 214V213H226ZM229 212H230V209H229ZM228 212V214L229 215H231L230 213ZM237 212H239L238 211V209L236 210V213ZM242 212V211H241ZM64 213V212H63ZM82 213V212H81ZM89 213V212H88ZM112 213H115V212H113L112 211ZM120 213V212H119ZM128 213H130V212H128ZM127 213V214H128ZM140 213H142V212H140ZM207 213V212H206ZM205 213V214H206ZM207 213V214H208ZM221 213H217V215L219 216V217H217V215H216V219L214 220L213 218L212 219H210V218H207V220H206V223L204 224V222H202V227H203V224H204V228H206V229H210V231H213V230H211V229H213L214 228V230L216 231L217 229H216V227L214 226V221H216L217 219H219V218H221L222 219V215H221ZM106 214V213H105ZM117 214V213H116ZM124 214V213H123ZM135 214H137V212L135 213ZM139 214V213H138ZM202 214V213H201ZM206 214V215H207ZM210 214V213H209ZM212 214L214 215V213H213V211H212ZM227 214V213H226ZM227 214V215H228ZM234 214H235V212H234ZM234 214H233V216L231 215V222L233 223L234 221H232L233 219H236L235 218V216H234ZM252 214H254V215H252ZM64 215V214H63ZM110 215V214H109ZM126 215V214H125ZM125 215H123V216H125ZM130 215V214H129ZM129 215H127L128 217H127V221H128V218H129ZM141 215V217H142V214H140ZM195 215H196V217H195ZM213 215H212V217H213ZM221 215V216H220ZM225 215V214H224ZM227 215H225V216H227ZM239 215V214H238ZM61 216V215H60ZM66 216V215H65ZM90 219H93V221L92 222H94V224L93 225H95L94 226V228L96 227L97 229L98 228H100L101 226L102 227H104V225H102L103 223H105L103 220H102V218H106L104 215H102V216H104V217H101V216H99L98 214H96L95 212H92L91 211V213H90ZM99 216V217H98ZM133 216H135L134 214H133ZM198 216V217H197ZM203 216V215H202ZM208 216V215H207ZM258 216V215H257ZM62 217H64V216H62ZM111 217V216H110ZM109 217V218H110ZM131 217V216H130ZM141 217H139L140 219H141ZM151 217V216H150ZM149 217V218H150ZM162 217V218H161ZM204 217H206V216H204ZM211 217V216H210ZM229 216H227V218H228ZM263 217V218H262ZM47 218V217H46ZM49 218V217H48ZM47 218V219H48ZM50 218V219H51ZM61 218V217H60ZM99 218H101V219H99ZM108 218V219H109ZM135 218H136V216H135ZM138 218V217H137ZM139 218L137 219L138 221H140L139 220ZM143 218V217H142ZM156 218V217H155ZM165 218V217H164ZM202 218V217H201ZM224 218V217H223ZM255 218L257 219V217H255L254 216V218H252V219H254V221H256L255 222V224L256 223H258L259 221L258 220H255ZM259 218V217H258ZM59 219V218H58ZM57 219V220H58ZM66 219H68V218H66ZM131 219V218H130ZM134 219V218H133ZM145 219H146V217H145ZM150 219H152V218H150ZM157 219V220H158ZM203 219V218H202ZM201 219V220H202ZM209 219V220H208ZM220 219V220H221ZM225 219H226V217H225ZM52 220V219H51ZM61 220V219H60ZM89 220V219H88ZM105 220V219H104ZM124 220H126V219H124ZM147 220V219H146ZM167 220L165 219L164 220V222H163V225H161V228L158 230V228L157 229H155V230H158L157 232L156 231H154V232H156L157 233V236H158V232H160L161 234H162V236H163V238H167L165 241H164V239L163 238H161V243H167V241L169 242V240L171 239L170 237H173V233H175V231H174V228L171 230V228H170V225H169V221L167 222ZM172 220V221H173ZM219 220V221H220ZM230 220V219H229ZM251 220V219H250ZM249 220V221H250ZM65 221V220H64ZM126 221V222H127ZM133 221V220H132ZM142 221V220H141ZM140 221V222H141ZM144 221V220H143ZM148 221V220H147ZM204 221H205V218H204ZM218 221V220H217ZM216 221V222H217ZM223 221H224V219H223ZM241 221V223L243 224V231L242 232H245V233H249V232H251V234L252 233H254V232H252V230H251V228L250 227H254V229L253 230H256V228L255 227H257L258 226V228H257V230L259 229V233H258V231H257V234H258V236H257V241L259 242H264V224H262L261 225V223H258V224H256L257 226H252V225H255V224H253L252 222H249L248 223V225H250L251 224V226H249V230L250 231H246V230H244V229H246L245 227H244V223ZM258 221V222H257ZM60 222V221H59ZM62 222V221H61ZM88 222V221H87ZM114 222V221H113ZM150 222V221H149ZM152 222V221H151ZM167 222V223H166ZM171 222V221H170ZM230 222V221H229ZM238 222V221H237ZM248 222V221H247ZM53 223H54V221H53ZM108 223V222H107ZM115 223V222H114ZM199 223V224H198ZM219 223V222H218ZM225 222H223V224H224ZM226 223H227V221H226ZM232 223H228V225H231ZM235 223V222H234ZM130 224H131V222H130ZM135 224H137L136 222H135ZM141 224H142V222H141ZM156 224V223H155ZM157 224H159V223H157ZM162 224V223H161ZM176 224V223H175ZM177 224V227L180 225H178ZM182 224V223H181ZM183 224H184V222H183ZM217 224V223H216ZM221 224H222V222H221ZM237 224V223H236ZM242 224H239V227H241V225ZM57 225V224H56ZM55 225V226H56ZM58 225H60V224H58ZM92 225V226H93ZM124 225V224H123ZM127 225V224H126ZM154 225V224H153ZM228 225H226L227 226V228L229 227ZM235 225V224H234ZM234 225H231L230 226V232L232 231L231 230V227L232 226H234ZM246 225H247V223H246ZM107 226V225H106ZM105 226V227H106ZM112 226V225H111ZM131 226H133L134 227V225H131ZM131 226L129 227V228H131ZM158 226V225H157ZM172 227H173V225H171ZM175 226V228H177L176 227V225H174ZM184 226V229H186V226L187 225H183ZM219 226V225H218ZM222 226V225H221ZM153 227H156V226H153ZM182 227V226H181ZM201 227V226H200ZM201 227V228H202ZM224 227H225V225H224ZM61 228V227H60ZM92 229H93V227H91ZM114 228V227H113ZM117 228H118V226H117ZM128 228V229H129ZM135 228V227H134ZM183 228V227H182ZM181 228V229H182ZM200 228V229H201ZM226 228V229H227ZM236 228H238V224L237 225H235V227H232V229H234V231H235V229ZM54 229V228H53ZM102 229H104V228H102ZM106 229H107V227H106ZM119 229V228H118ZM205 229V230H206ZM96 230V229H95ZM94 230V231H95ZM134 230V229H133ZM149 230H152L150 227H149ZM149 230H146V231H148L149 232ZM204 230V229H203ZM220 230L222 231L223 230V227H220ZM220 230H217V232L218 231H220ZM237 230V229H236ZM239 230V229H238ZM58 232H59V230H57ZM63 231V230H62ZM104 231H105V229H104ZM174 231V232H173ZM177 231H178V233L179 232H181V231H185V230H181L180 231V226H179V228H177ZM186 231H187V229H186ZM185 231V232H186ZM202 231V230H201ZM210 231H208V232H210ZM221 231L219 232V234L221 233ZM225 231V230H224ZM224 231H222L224 234L226 233V232H224ZM61 232V231H60ZM114 232V231H113ZM117 232H118V230H117ZM153 232V233H154ZM183 232H181V233H183ZM184 232V234L185 235H182V237L184 238H186V233ZM196 232H195V236H196ZM207 232V234H209ZM216 232V233H217ZM240 232V231H239ZM238 231H237V234H240ZM55 233V232H54ZM115 233H116V231H115ZM146 233V232H145ZM155 233V234H156ZM177 233V232H176ZM175 233V234H176ZM181 233L179 234L180 235V238H181ZM213 233V232H212ZM215 233V232H214ZM233 233H235V232H232V234ZM58 234V233H57ZM123 234V233H122ZM121 234V235H122ZM149 234V233H148ZM173 234V235H172ZM197 234H199V235H197V236H200V233H198L197 232ZM203 234H206V233H204V231H203ZM202 234V235H203ZM218 234V233H217ZM217 234H215L216 236H217ZM219 234H218V237H219ZM242 234V233H241ZM55 235V234H54ZM60 235V234H59ZM125 235H126V233H125ZM177 235V234H176ZM175 235V236H176ZM194 235V234H193ZM209 235H212V238L213 237H215V235H213V234H209ZM223 235V234H222ZM225 235H227V236H230V234L228 235V234H225ZM224 235V237H226ZM235 235H236V233L234 234V237H235ZM61 236V235H60ZM112 236V235H111ZM120 236V235H119ZM123 236V235H122ZM122 236H120V237H118V238H120L119 240H117V241H115V243H114V241L112 242V240L110 241V242H112V243H110L111 244V246L109 247L108 245H106V246H108L109 247V249H112V252L114 253V254H116L117 256H118V254H124V253H127L128 251H129V253H131V252H133L134 253V251H136V250H138V248H140V247H137V245H136V242H135V244L132 242V240L130 239V241H126V240H129V239H126V240H124L125 238H123ZM131 236V235H130ZM149 236H150V234H149ZM155 236V235H154ZM156 236V237H157ZM160 236V235H159ZM158 236V237H159ZM161 236V237H162ZM175 236H174V238L173 239H176L175 238ZM178 236V235H177ZM176 236V237H177ZM221 236V235H220ZM237 236V235H236ZM254 236H255V233H254ZM62 237V236H61ZM116 237V234H115V236L113 235V239ZM126 237V236H125ZM128 237V236H127ZM188 238H186L187 240H189V239H191V238H189V236H187ZM205 237V236H204ZM218 237H215V238H213V239H217ZM222 237V236H221ZM231 237H232V235H231ZM246 237V236H245ZM42 238V237H41ZM54 238V237H53ZM52 238V239H53ZM111 238V237H110ZM133 238V237H132ZM154 238V237H153ZM168 238H170L169 240H168ZM179 238V237H178ZM197 238V237H196ZM195 238V239H196ZM200 238V237H199ZM198 238V239H199ZM209 238V237H208ZM212 238H211V240L210 241H212ZM227 238V237H226ZM229 238V237H228ZM227 238V239H228ZM241 238H242V236H241ZM251 238V237H250ZM252 238H253V236H252ZM38 239V238H37ZM44 239V238H43ZM51 239V240H52ZM105 239V238H104ZM117 239V238H116ZM148 239V238H147ZM159 239V238H158ZM162 239H163V241H162ZM173 239H172V241H173ZM186 239H185V241H186ZM201 239H202V237H201ZM219 239V238H218ZM238 237H236V240L238 241ZM255 239V238H254ZM34 240V239H33ZM40 240V239H39ZM38 240V241H39ZM54 240V239H53ZM106 240V239H105ZM155 240V239H154ZM157 240V239H156ZM179 240H181V239H179ZM197 240V239H196ZM222 239L220 238V241L219 240H216L218 243H215V244H218V246H219V249L218 250H220L221 252H222V250H223V248L222 247H220L221 245H219V242H223V241H221ZM243 240V239H242ZM248 240V239H247ZM250 240V239H249ZM252 240V239H251ZM36 241V240H35ZM34 241V242H35ZM45 241V240H44ZM58 241V240H57ZM183 241V239L181 240V242ZM193 241V240H192ZM203 241V239L200 241L201 242V245L204 243V242H202ZM215 241V242H216ZM227 241V240H226ZM241 241V240H240ZM62 242V241H61ZM60 242V240L57 242V247H56V250H54V252H53V258L55 257V256H57V255H59V254H64V253H62V252H66L67 251V249H66V246L64 245V242H62L61 243ZM105 242V241H104ZM170 242H171V240H170ZM176 242H177V240H176ZM175 242V243H176ZM190 242V240L188 241V242H186L187 243V245H189L188 243ZM199 242V243H200ZM208 242V241H207ZM214 242V241H213ZM239 242V241H238ZM244 242V241H243ZM256 242V241H255ZM259 242V243H260ZM44 243V242H43ZM48 243V242H47ZM51 243H52V241H51ZM109 243V242H108ZM152 243V242H151ZM157 243H159V242H157ZM163 243V244H164ZM173 243V242H172ZM178 243H180L179 241H178ZM176 244V246H178L179 244ZM183 243H185V242H183ZM183 243H182V246H183ZM185 243V244H186ZM191 243V242H190ZM209 243H211V244H209L208 245V243L206 244V246L208 245L209 247L208 248H215L214 250H216L217 251V247L215 246V244L214 243H212V242H209ZM224 243H225V241H224ZM228 243V242H227ZM245 243V242H244ZM248 243V242H247ZM250 243V242H249ZM249 243H248V246H249ZM15 244V243H14ZM45 244V243H44ZM54 244V243H53ZM103 244V243H102ZM107 244V243H106ZM169 244V243H168ZM168 244H167V246H168ZM184 244V245H185ZM101 245V244H100ZM191 245V244H190ZM226 245V244H225ZM230 245V244H229ZM229 245H226V249H227V246H229ZM251 246L250 247H252V244H250ZM156 246H158V244L156 245ZM160 246V245H159ZM158 246V247H159ZM166 245L164 244L163 246H161V247H165ZM174 245H172V247H173ZM176 246L174 247L175 248V250H176ZM181 246V245H180ZM179 246V247H180ZM181 246V248H183L182 249V251H185V252H188V248H189V246H188V248H187V251L185 250V246H183L182 247ZM203 246V245H202ZM201 246V247H202ZM211 246V247H210ZM222 246H224V245H222ZM239 246V245H238ZM241 246V245H240ZM244 246V245H243ZM242 246V247H243ZM257 246V245H256ZM2 247V246H1ZM23 247V246H22ZM108 247H105V249H99L100 250V253L101 254H106L107 253V251H106V248H108ZM112 247V248H111ZM171 247V248H172ZM192 247V246H191ZM193 247H194V245H193ZM200 247V248H201ZM204 247V246H203ZM202 247V248H203ZM230 247L231 246H229L228 247V250H226L227 252V254H225V256L226 255H229V250H230ZM234 247V246H233ZM241 247V249H243ZM245 247V246H244ZM249 247V248H250ZM264 247V246H263ZM100 248H101V246H100ZM142 249L144 248V247H141ZM145 248H147V247H145ZM150 248V247H149ZM152 248V247H151ZM166 248V247H165ZM165 248H163V250L165 249ZM181 248L180 249H178V247H177V249L179 250V251H181ZM195 248V247H194ZM200 248L198 249V250H200ZM207 248V250H209ZM234 248H236V246L234 247ZM256 248V247H255ZM45 249V248H44ZM168 249V248H167ZM233 248H231V250H232ZM237 249V248H236ZM236 249H235V251H236ZM251 249V248H250ZM257 249V248H256ZM261 249V248H260ZM263 249V248H262ZM40 250H41V248H40ZM51 250V249H50ZM53 250V249H52ZM51 250V251H52ZM108 250V249H107ZM163 250H162V252H163ZM194 250L195 249H189V251H191L192 253L194 252ZM203 250H204V248H203ZM212 250V249H211ZM214 250H212V251H214ZM230 250V251H231ZM259 249H257V251H258ZM42 251H43V249H42ZM50 251V252H51ZM131 251V252H130ZM165 252L167 251L168 252V250H164ZM173 251H174V249H173ZM216 251H215V253H216ZM233 251V250H232ZM239 251V250H238ZM259 251H261L260 253H262V250H259ZM258 251V252H259ZM263 251H264V249H263ZM36 252V251H35ZM45 252V251H44ZM164 252V253H165ZM169 252H170V249H169ZM168 252V253H169ZM178 252V251H177ZM198 252V251H197ZM196 252V253H197ZM200 252V251H199ZM250 252L251 251H249V254H250ZM253 252V251H252ZM257 252V253H258ZM52 253V252H51ZM67 253V252H66ZM98 253V252H97ZM173 253H175V252H173ZM181 253V252H180ZM190 253V252H189ZM189 253H188V256H189ZM214 253V252H213ZM224 253V252H223ZM231 253V252H230ZM235 253V252H234ZM233 253V254H234ZM238 253V252H237ZM154 254V253H153ZM163 254V253H162ZM167 254V253H166ZM165 254V255H166ZM170 255L172 254V253H169ZM232 254V253H231ZM230 254V255H231ZM38 255V254H37ZM100 255V254H99ZM108 255V254H107ZM110 255V254H109ZM113 255V254H112ZM116 255H114V258L116 257ZM130 255V259H131V261L130 260H128V263H129V261H130V263L129 264H136V262H138L139 260V258H137V257H139V256H137L136 258V261L135 260H133L132 258H131V254H129ZM129 255H127L128 257H129ZM133 255V257H134V255H136V254H132ZM181 255V254H180ZM183 255V254H182ZM192 256H193V254H191ZM215 255V254H214ZM217 255V254H216ZM215 255V256H216ZM221 254H219V255H217L218 256V258L219 259H222L224 256H222V258H220L221 256H220ZM224 255V254H223ZM252 255V254H251ZM255 255V254H254ZM259 256H261L260 254H258ZM264 255V254H263ZM263 255L261 256V258L263 257ZM60 256V255H59ZM101 256V255H100ZM159 256H160V254H159ZM169 256V255H168ZM168 256H163V257H165V258H163V261H165L166 260V258L167 259H169V257ZM184 256H186V255H184ZM220 256V257H219ZM234 256H237L236 255V253L234 254V255H232V257L231 258H233ZM239 256V255H238ZM246 256V255H245ZM259 256H257V258L259 257ZM141 257H143V256H140V258ZM174 257V256H173ZM194 257V256H193ZM192 257V258H193ZM199 257H200V254H199ZM202 257V256H201ZM227 257H229V256H227ZM229 257V259H231ZM250 257V256H249ZM252 257H254V256H251V258L250 259H252ZM13 258V257H12ZM159 258V257H158ZM161 258V257H160ZM159 258V259H160ZM186 258V257H185ZM188 259H189V257H187ZM186 258V259H187ZM243 258V257H242ZM241 258V259H242ZM55 259V258H54ZM188 259H187V263H189L188 262ZM199 259V258H198ZM216 259V258H215ZM240 259V258H239ZM244 259V258H243ZM246 260L245 261H247V258H245ZM249 259V260H250ZM253 259H255V263L254 264H262V261H264V260H259V258L258 259H256V255H255V258H253ZM250 260V262L251 261H254V260ZM263 259H264V257H263ZM36 260V259H35ZM133 260V261H132ZM169 260H171V259H169ZM192 260V259H191ZM194 260H195V258H194ZM193 260V261H194ZM201 260V259H200ZM205 260V259H204ZM214 260V259H213ZM223 260V263H224V258L222 259ZM227 260H228V258H227ZM235 260H237V261H235ZM135 261V262H134ZM192 261V262H193ZM217 261V260H216ZM229 261V260H228ZM228 261H227V263H228ZM233 261V263L235 264V262H237L236 264H238V263H240L239 262V260H238V258H234V260L232 259V260H230L229 261V264H230V262H232ZM244 261V260H243ZM56 262V261H55ZM160 262V261H159ZM171 262V261H170ZM185 262V261H184ZM192 262H190V263H192ZM196 262V261H195ZM218 262V261H217ZM249 262V264H251ZM84 263V262H83ZM163 263V262H162ZM165 263V262H164ZM163 263V264H164ZM168 263V262H167ZM174 263V262H173ZM172 263V264H173ZM182 263V262H181ZM199 263V262H198ZM226 262H225V264H227ZM5 264V263H4ZM110 264V263H109ZM176 264V263H175ZM193 264V263H192ZM222 264V263H221ZM232 264V263H231ZM241 264V263H240ZM253 264V263H252Z\"/></svg>", "mask_w": 264, "mask_h": 264}, {"label": "rangeland", "instance_id": "obj_2", "mask_svg": "<svg viewBox=\"0 0 264 264\" xmlns=\"http://www.w3.org/2000/svg\"><path fill=\"white\" fill-rule=\"evenodd\" d=\"M4 1V0H3ZM3 1L1 2L0 1V13H1V15L2 14H4L1 10L3 9V7H5L4 5H3ZM7 0H5V2H6ZM39 1V0H38ZM132 1V3L133 4H135L136 6L138 5V7H140L141 6V4L143 3V7H142V9L143 8H145V7H149V4L148 3H153L154 4V0H144V2H143V0H138V2H137V0H130V2ZM141 1V2H140ZM146 1H147V3H146ZM153 1V2H152ZM157 1V0H156ZM155 1V3H157L158 2V4H160V6L159 5H157L156 4V8H158V6L160 7V8H158L159 10H163L162 12H164V9H161L162 7L163 8H165L166 6V4H168L171 0H169V2H167V0H161L162 2H160L159 3V1H157L156 2ZM166 1V4H162L163 2H165ZM185 2H186V0H184ZM183 1V2H184ZM193 2L195 5L197 4V3H195V1H197L198 2V4L197 5H201L202 4V2L201 1H198V0H188V2ZM206 1H208V2H206ZM203 0V2H205L204 4H206V7H205V5L203 4V5H201L200 7L199 6H197L196 5V7H194L195 8V10H192V8L190 9V8H188V9H190V10H192V13H191V11L188 13V14H184L183 13V9H182V12H181V8H184V6H182L181 7V5H180V9H179V6L177 5V4H179L178 2H180V0L178 1V0H176V1H174V0H172V3L174 2V3H176L177 2V4H176V7L180 10V11H178V12H181V14H183V16H186L185 17V19H183L182 17V15L181 14H179L178 16L182 19V21L179 19V17H178V19L180 20V22L182 23V24H180L179 23V25H178V27H179V31H178V29H176L177 30V32H179L180 33V28H184L183 30H185L186 29V31H188V33H190V32H192L193 34H194V32H195V34L193 35V34H191L190 36H195L196 34H198L196 37H192L194 40L193 41H195V43L192 41V43H194V44H198V46H199V44L201 43V45H203L204 47H205V44H207V45H209V46H211V44H213V47L212 48H214V50H218V52L220 53H218V52H216V51H213V52H216V54L217 55H214L215 53H213L212 52V48L211 49H208V50H211V54H210V51L208 52L209 53V59H207V56H208V53L207 54H205V55H207L206 56V59H207V61H209L208 63L212 66V68L214 67V71H216L215 69L217 68L218 70V72H222V74L224 73L226 76H227V74L226 73H228L229 71L228 70H234V69H232V68H235L234 66L232 67V68H230V66H228V67H226L227 65H229V60H230V64H232V65H239V61L238 60H240V57L242 56H239V58L237 57V55L239 54H243V58H241V60H240V65L242 66V67H240V65L238 66L237 65V67L239 68H241V69H249V70H252L253 68H255V69H257L258 71L256 72L255 70H253V73H254V75H255V81L257 82H255L254 84H256V86H257V89L260 91V89L262 88H264L263 86V84H264V80H262V79H264V77L262 78V77H259V76H261L262 74H264V72H263V70H264V0ZM211 1V2H210ZM215 1V2H214ZM217 1V2H216ZM224 1V2H223ZM239 1V2H238ZM256 1V2H255ZM262 1V2H261ZM8 3L10 2L9 0L7 1ZM134 2H136V3H134ZM182 2V3H183ZM186 3L187 5L189 4V3ZM191 2V3H192ZM220 2V3H219ZM234 2V3H233ZM10 3H12V2H10ZM139 3H140V6H139ZM144 3H146V4H144ZM150 3V4H151ZM182 3H180V4H182ZM192 3V5L190 6V7H192V6H195L194 4ZM199 3H201V4H199ZM207 3H209V5L207 4ZM211 3V4H210ZM215 5H214V4ZM219 3V4H218ZM242 3V4H241ZM152 4V5H153ZM213 4V5H212ZM221 4H223V5H221ZM226 4V5H225ZM155 5V4H154ZM163 5V6H162ZM184 5V4H183ZM190 5V4H189ZM189 5L188 6H185V8H187V7H189ZM218 5V6H217ZM248 5V9L250 10V8H253V9H251L250 11L249 10H246V6ZM145 6V7H144ZM165 6V7H164ZM168 6V5H167ZM204 6V7H203ZM207 6H208V9L207 10H209V12L207 13V14H205L206 12L205 11H207V10H205V8H207ZM262 6V7H261ZM152 7V6H151ZM155 6H153L152 8H148L149 10H151L152 9V11H146L147 9H145V11L146 12H150V14H152V17H153V14L155 13L156 15H157V13L156 12H158V14L161 12H159V11H157V9H155L154 8ZM204 8V9H200L201 11L202 10H205V11H202L203 13H204V15H205V18H203L202 19V16H201V14H199V13H201V11L199 12V11H196V9H199V8ZM214 7L216 8L217 7V9H214ZM241 7H243V9L244 10H242V8ZM261 7V8H260ZM6 8V11L7 12H9L7 9V7H5ZM141 8V7H140ZM153 8H154V10L156 11V12H154V10H153ZM184 8V9H185ZM211 8V9H210ZM254 8H256V9H254ZM263 8V9H262ZM187 9V10H188ZM214 9V10H213ZM259 9V10H258ZM10 10V9H9ZM214 12H213V11ZM246 10V12L244 13L243 11H245ZM252 10H254V11H252ZM4 11V10H3ZM11 11H13V10H10V16H11V18H14L15 17V13H12ZM186 11V10H185ZM184 11V12H185ZM195 11V12H194ZM216 11V12H215ZM242 11V12H241ZM14 12V11H13ZM154 12V13H153ZM188 12V11H187ZM186 12V13H187ZM196 12H198L197 14L198 15H200L199 17L200 18H197L198 17V15L196 14V16L194 15ZM212 12V13H211ZM226 12V13H225ZM244 13V14H247V16L246 15H244V14H241V13ZM249 12V13H248ZM250 12H251V14L252 15H256V17H252V15L250 16ZM253 12V13H252ZM254 12H256V14H254ZM263 12V13H262ZM192 14V15H189V14ZM202 13V14H203ZM210 13V14H209ZM214 13H215V16H214ZM223 13V14H222ZM154 14V16H156ZM161 14H163V13H160V15ZM5 16H6V18H7V20L6 21H8V24L10 25V23H11V26L13 27V28H15L14 26H13V21L15 20V18H14V20L12 19V21H11V19H10V16H9V13L7 14V13H5L4 14ZM160 15H157V16H160ZM208 15V16H207ZM210 15H211V17H210ZM222 15V16H221ZM242 15V16H241ZM151 16V15H150ZM150 16H148V17H150ZM162 16V15H161ZM182 16V17H181ZM189 16V17H188ZM247 18H246V17ZM258 16V17H257ZM9 17V18H8ZM147 17V16H146ZM152 17H150L148 20L146 19L145 21H147V22H149L150 21V19L152 20ZM195 17V18H194ZM215 17L216 18H218V19H215ZM223 17V20L221 19ZM248 17H249V19H248ZM250 17H252V18H254V20L252 19V18H250ZM187 18H189V19H187ZM192 18L194 19L193 20V22L191 21V23L192 24H194V22H196L195 24L196 25H191V23H190V19L192 20ZM197 18V19H196ZM213 18L215 19V21L214 22H216V23H214L213 21L212 22H210L211 21V19L213 20ZM8 19H10V20H8ZM121 19H122V21H121ZM199 19V20H198ZM210 19V20H209ZM247 19V20H246ZM126 20H128V23H127V21ZM126 20L125 19H123V18H119L118 20H116V21H113L112 22V24H110V23H103V24H101L102 26L97 30V31H95V34H94V36H95V39H97V41H95V40H92V41H94V42H96L95 43V45H96V47H95V51L100 47V48H103L102 47V45L104 46V48H106V51H107V53L109 54L108 56H109V59H111L112 61H113V64H115V65H111L110 67H111V69L110 70H127V71H131L133 68H134V66L135 65H140V64H142L143 62H144V64H142L143 65V68H144V70H142V75H143V80H139V81H137V83H131V85H130V87L131 88H134L135 87V90L137 91L138 90V88L140 89V91L141 92H143L142 90H143V88H144V90H146L145 89V86L147 85V87L149 88V80L152 78V77H154V75H156V66L154 67L155 69H154V71H156L155 72V74H154V71H153V69H151L152 67H153V63L155 62V61H157V59H155V56L154 57H152L151 59H153V63H152V61H150L149 62V59L150 58H148V57H151V55L152 54H149L148 55V53L147 54H145V56H144V58L145 57H147V58H143V56L141 55V54H137V52H136V50H135V48L134 47H132V45L131 44H134L133 43V41L131 42L130 40H132L131 38H130V34H129V31H130V29L132 30L133 28L135 29V24H133V22L131 21L130 22V19H128V18H126ZM184 20H185V22H184ZM189 20V21H188ZM203 20H205V21H203ZM209 20V21H208ZM218 20V21H217ZM252 20V21H251ZM0 25L4 28V26H3V19H1L0 18ZM9 21H10V23H9ZM123 21H124V23H123ZM200 21V23H198ZM202 21V22H201ZM232 21V22H231ZM236 21V22H235ZM249 21L250 22H253L254 21V24L253 23H251V24H249ZM115 22V23H114ZM120 22H122V23H120ZM126 22V23H125ZM131 24H130V23ZM147 22H146V24H147ZM189 22V23H188ZM210 22V23H209ZM222 22V23H221ZM118 23H120L119 25H118ZM183 23H185V24H183ZM198 23V24H197ZM221 23V24H220ZM129 26V24H130V26L128 27V29H127V25ZM156 24H158L157 26H159L160 28H161V31H162V33H164L165 32V34L167 35V33H166V30H165V28L164 27H162L163 25L160 23V22H158V23H156ZM156 24H154V25H156ZM159 24H161V25H159ZM200 24L202 25V27L200 28L199 26H200ZM213 24H215L214 26H213ZM220 24V25H219ZM111 25V26H110ZM116 25V26H115ZM133 25H135V26H133V28H132V26ZM181 25H188V27H190V25L192 26V28L190 27V29L188 30L186 27H184V26H181ZM219 25V26H218ZM222 25V26H221ZM230 25V26H229ZM259 25V26H258ZM118 26H120V27H118ZM123 26V27H122ZM193 26L196 28H194L193 29ZM219 28H218V27ZM252 26V27H251ZM254 26V27H253ZM257 26V27H256ZM105 27V28H104ZM110 27V28H109ZM114 27V29H113V31L112 32H114V34L116 33V37L120 40H118L115 36H114V34L111 32V29ZM126 27V28H125ZM156 27V26H155ZM159 27H157V28H159ZM177 27V28H178ZM199 28V30H197L198 28ZM218 28V30H217V28ZM245 27H247L246 29H247V31H246V29H245ZM2 28V29H3ZM118 28V29H117ZM160 28L158 29L159 30V33H161V31H160ZM164 28V29H163ZM210 28V29H209ZM222 28H223V30H222ZM230 28V29H229ZM256 28V29H255ZM2 29L0 28V31H2ZM15 29H17V30H19V29H21V27H19L18 28V26H16V28ZM101 29V30H100ZM107 29H108V31H107ZM117 29V30H116ZM121 29V30H120ZM127 31H126V30ZM193 29V30H192ZM214 29V30H213ZM215 29L217 30V31H219L220 32V34H221V36H220V34H219V32L216 34V31H215ZM250 29H254V30H250ZM29 30H31V28H29ZM63 30V32L65 33V35H66V32L65 31H67V29H62ZM124 30V31H123ZM175 30V31H176ZM201 30V31H200ZM224 32V35H222V31ZM229 30V31H228ZM98 31H99V33H98ZM123 31V32H122ZM190 31V32H189ZM235 31V32H234ZM248 31H250V32H248ZM252 31V32H251ZM4 32V33H3ZM6 31H4V29H3V31L2 32H0V44H3V45H6V46H8V47H6V48H1L2 50L0 51L1 53H0V62H2L1 64L2 65H4V62H7L6 64H9V62H11L10 64H9V66H12L13 68H11L12 69V71H11V73H10V70H8L7 68H9V66L8 65H4L5 67L3 68V69H1V65H0V71L2 70V72L4 71V73H2L1 72V74H0V80H1V82H0V84L2 83V80L4 81L1 85H0V92L3 94H1L0 95V111H1V113H2V110H3V113H2V115L0 114V124L2 125L3 124V126H1L0 127V129L2 128V134H0V152H1V154H2V156H1V159H0V264H129L130 263V261H131V259H130V255L129 254H131V258L133 259V260H135L136 261V259L137 258H139L138 260V262H136V264H163L164 262V264H172L173 262V264H225V262L227 263V261L229 260H234V258H238V260H239V262L241 263V264H249V262H250V260H252L253 258H255V255H256V259H258L259 258V260H264L263 259V257H264V251H263V249H264V242L262 243V242H258L257 241V236H258V234H257V231H258V233H259V229L257 230V228H258V226L256 225V224H258V223H261V225L262 224H264V219H263V221H261L260 222V214H256V215H254V214H252V215H254L255 217H257V219L255 218V220H258V219H260V220H258L257 222L258 223H256L255 224V222L256 221H254V219H252V218H254V216L252 217V218H249V220L248 219H245L244 217H243V221L242 220H240V222H239V220H237V216L239 217H241V214H244L243 212H244V210L243 209H240V208H238V207H235V205H234V207H233V205H229V206H231V207H229V206H226V205H224L225 204V202H223V201H221V203L223 202L224 204H221L219 201H218V203L219 204H217V201L215 202V201H212V206H214L215 204V206H214V208L213 209H210V207H208V208H206V209H204L203 210V212H200V214L199 213H197L196 215H198V216H200L201 215V217L203 218H201V217H198L197 219H199L200 218V220H199V222L200 221H202V222H204V224L206 223V220H207V218H210V219H216V215H217V213L219 212V213H221V212H226L227 214H228V212H229V209H230V212L232 213H230L232 216H233V214H234V212H235V214H234V216H235V218L236 219H233L232 221H234L233 223L231 222V215H227L226 213H224L225 215H227V216H229L228 218H227V216H225L224 214L222 215V213H221V217H222V219L221 218H219V219H217L216 221H214V226L216 227V229L217 230H220V227H223V230L222 231H224V232H226L225 234H230V236H227V235H225L221 230V233L219 234V232L220 231H218L217 232V230L215 231L214 230V228L213 229H211V230H213V231H210V229L208 230V229H206V228H204V224H203V227H202V222H200V225H198V233H200V236H197V235H199V234H197V232H196V230L194 229L195 227H193V232L194 233H192L191 234V232H189L188 231V229L190 228V226L187 224V223H185V221L184 220H181V222H180V220H179V224H178V221L176 220V222H175V220H173V219H168L167 220V218H166V216H164L163 217V220L161 219V220H159L160 219V216L158 217V216H155V217H153L152 215H149V216H147L146 214L149 212V210H150V214H151V209L150 208H148V207H151L152 208V206H150V205H148V204H154L156 201H158L159 202V199L158 200H156V201H154L155 199H157V197H158V195H156V194H148V193H150L149 191H145V193H147V194H145V193H143L144 195H143V197H138V196H141V194H140V192L138 191V189H136L137 187H140L141 186V182L142 181H148L147 183H151V182H153L154 181V175L151 177V178H142V176H140L139 177V181H137L138 179H135L134 181H135V183H137V184H135L134 185V187L135 186H137L136 188H134V190H135V192L134 191H131L132 192V194H131V192L129 191V192H127L129 195L131 194V196H128L127 195V193L126 192H124L125 193V196H123L124 194L121 192V191H119V187H117V183L116 182H118V186L120 185V182H119V180L118 179H116L117 177H115L116 175H115V170L114 169H112L113 167H112V165H111V162L110 161H112L113 159H115V158H117V156L119 157V155H118V153L120 152V150H122V147H124V145H122V143L120 142V139H119V137L118 136H116L115 135V133H113V132H109V136L112 134V136H110V137H108L107 136V138H108V140H109V138H112L113 137V135H114V137H113V139H111V141L109 140H107L106 141V139L104 138L105 137V134H106V132H105V134H104V137H102V133L103 132H101V129H100V131L99 132H101V133H99L100 135H101V137H99V138H96L97 137V133L96 134H94V136H96L95 138H94V136H93V141H97V145H98V147H100V151L102 150V148L104 149V151H103V158H99L97 155H96V153H95V151L94 150H92L91 151V149L88 151V150H84L85 149V147H83L84 149L82 150V151H84L85 153H83L82 154V158H84L83 156H85V158L83 159V160H85V163H82V171H84L85 173H86V175L85 174H83L84 176H87V174H89L88 172H90L89 170H91V176H90V174L88 175L89 176V178H87V177H84V176H82V178H80V177H77V175L70 169V168H68V167H66L65 168V170L63 171V169H64V167L62 168V166H60L61 165V162H60V158L59 157H56L54 154H52V150H53V143L51 142V143H49L50 141H52V139H51V136H49V135H51V134H49L50 132H51V130L54 128L55 129V127L56 126H54V123L53 122H56L57 121V117H58V115H60V113L59 114H57L56 116L54 115L53 117L52 116H48V115H52V114H54L53 112H55L56 110H57V108L55 109V111H53L52 112V110H53V108H55L56 107V105H54L53 104V102H51L50 100H51V98H49L50 97V95H49V93H51L52 91L50 90V88L49 87H52L51 85H53L52 83L54 82V79L52 80V78L51 77H49V76H45V77H43V78H41V79H39V80H37V83L38 84H40V85H42V87L44 86V85H46V87L48 86V88H46L45 86H44V89H43V91L44 92H46L45 94L46 95H44V93H43V91H41V86H39L38 84H36V81L35 82H33V84H34V87L33 88H35L36 87V85H37V87L35 88V89H33L32 88V92L30 91L31 89H30V87H32L33 86V84H32V81H30V80H28L27 82H26V88H25V90L23 91V93L25 94H23L22 93V95L21 94H14V96H12V97H15L14 99L13 98H11L10 99V96L9 95H11V93H12V90H14L13 92H15V93H17L18 91V87L19 86H21V85H19L18 87H17V89H14V87H15V85H18L19 84V82H18V80L15 78V76H18V73H16L15 72V69H14V64H15V61L11 58V57H9V59H10V61H9V59H8V57H6L5 55H9V53L11 54V50L13 49V47L11 46V45H9V43L8 42H10V40H7V38H8V36H7V33H5ZM110 32V33H109ZM120 32V33H119ZM200 32H201V34H200ZM3 33V34H2ZM106 33H107V35H106ZM156 33H158V32H156ZM156 33H155V35H156ZM158 34V35H164L165 36V34ZM179 33H176V35H177V37L179 36L180 38H178V39H176L175 38V40H177V41H175V43L177 44V42H179V41H182V43L180 42V43H178V44H186V43H189L190 41V39H188V42H184V38L183 39H181L183 36H186L187 35V37H188V33L186 32V35H184L182 32V34L183 35H181V33H180V35H179ZM236 33V34H235ZM250 33V34H249ZM252 33V34H251ZM96 34H97V38H96ZM200 34V35H199ZM99 35V36H98ZM125 36V38H124V36ZM158 35H157V39L159 38L158 37ZM227 35V36H226ZM233 35V36H232ZM235 35V36H234ZM105 38H103V37ZM121 36H122V38H121ZM200 36V37H199ZM221 37V38H218V39H220V40H222L221 41V43H222V45H226V46H223V51H219L220 50V48H221V44L219 45L218 43H219V41L217 40V37ZM224 36V37H223ZM255 36V37H254ZM3 37V38H2ZM30 37H32V36H30ZM156 37V36H155ZM198 37V38H197ZM202 37V38H201ZM222 37H223V39H222ZM2 38V39H1ZM33 38V37H32ZM98 38H100V39H98ZM162 38V37H161ZM161 38H159V39H161ZM165 38L166 39H168L166 36H165ZM163 39V40H166V39ZM190 38V37H189ZM191 38V39H192ZM195 38H197V40L195 39ZM201 38V39H200ZM116 39V40H115ZM158 39V40H159ZM179 39H181V40H179ZM187 39L185 38V41H187ZM231 39H232V43H231ZM100 40V41H99ZM102 40V41H101ZM106 40H107V43H106ZM125 41V43L124 42H122V41ZM179 40V41H178ZM199 40V41H198ZM211 40H213V41H211ZM218 42H217V41ZM237 40V41H236ZM250 40H252V41H250ZM258 40V41H257ZM113 41H115L116 43H114ZM128 41H130V42H128ZM160 41V40H159ZM162 41V40H161ZM160 41V42H161ZM6 42V43H5ZM84 42H85V44L86 45H88V43L87 42H89L90 43V41H88V40H84ZM99 42V43H98ZM110 42H112V43H109ZM120 42V43H119ZM122 42V43H121ZM127 42V43H126ZM162 42H164V41H162ZM224 42V43H223ZM234 42V43H233ZM251 43V45H250V43ZM258 42V43H257ZM7 43H8V45H7ZM101 43V44H100ZM191 43V44H192ZM217 43V44H216ZM235 43H237L238 45H240L241 44V46H245V48H247L248 46V48H247V50H249L250 48H251V46L253 47L251 50H249V51H251V53H249V51H247V50H245L244 49V51L246 52L245 54H246V56H245V54H244V51L242 50V52L241 51H239V53L237 54V51H232V49L234 48V46L232 47V44H234V45H236ZM245 43V44H244ZM254 43V44H253ZM11 44H13V43H11ZM46 44H48V43H46ZM53 44H54V42H53ZM98 44V45H97ZM100 44V45H99ZM105 44V45H104ZM116 44L118 45V46H116ZM129 44V45H128ZM164 44H165V42H164ZM190 44V45H191ZM214 44H216V46H214ZM248 44V45H247ZM255 44H257V45H255ZM76 45L77 44H64V45H58L59 47H58V49L61 51V53H62V57L64 56V55H66L68 52H70L72 49H74V46L76 47ZM217 45L218 46H220V47H218V48H216L217 47ZM230 47H229V46ZM247 45V46H246ZM254 45V46H253ZM9 46L12 48H9ZM72 46H73V48H72ZM111 46V47H110ZM202 46V47H203ZM227 46L230 48V50L231 51H227V49H229V48H227ZM255 46H256V50L258 51L257 53H255L256 52V50H255ZM117 47V48H116ZM125 47V48H124ZM191 47L193 48V46L191 45ZM195 47V49H196V47H197V45H195L194 46ZM199 47H201V46H199ZM198 47V48H199ZM202 47L201 48H199V51L201 50L202 51ZM227 49H226V48ZM232 47V48H231ZM68 50H67V49ZM111 48V49H110ZM115 48V49H114ZM122 48V49H121ZM129 48V49H128ZM132 48H134V49H132ZM207 48V47H206ZM206 48H204V53H206L205 51H206ZM208 48H210V47H208ZM216 48V49H215ZM46 51H47V48H44ZM121 49V50H120ZM130 50V51H128V50ZM7 50V51H6ZM9 50H10V52H9ZM70 50V51H69ZM122 50H124V51H122ZM222 50V49H221ZM234 50V49H233ZM252 50H254V51H252ZM4 51H5V53H4ZM13 51H16V49L15 50H13ZM19 51V50H18ZM17 51V52H18ZM122 51V52H121ZM126 51V52H125ZM131 51H133V53H135V54H133ZM198 51V52H199ZM202 51V52H203ZM224 51H226V53L229 55V56H231V53L233 52V54H232V59H231V57L228 59V61H227V63H225V65H224V62L223 61H221L223 64H221L220 62V64L221 65H224V68L226 69L225 71H224V69H223V67L221 66V68H220V64L218 65V61H216V59H215V57L216 56H220V59H222V57L221 56H224V58L222 59V60H224L225 62H226V58L227 57H229L228 55H225V52ZM9 52V53H8ZM223 52V53H222ZM229 52V53H228ZM231 52V53H230ZM234 52H236V53H234ZM241 52V53H240ZM221 53L223 54V55H221ZM248 53H249V55H248ZM255 53V57L253 56V54ZM261 53V54H260ZM129 54H131V56H129ZM133 54V55H132ZM219 54V55H218ZM235 54H237V55H235ZM257 54V55H256ZM260 54V55H259ZM5 56V58H2V56ZM112 55V56H111ZM123 55V56H122ZM212 55V56H211ZM234 55V56H233ZM250 55H252V56H250ZM3 56V57H4ZM29 56V57H28ZM31 56V57H30ZM153 56V55H152ZM201 56V55H200ZM203 56H204V54H203ZM225 56H227L226 58H225ZM235 56L237 57V64H235L236 63V58H235ZM127 57V58H126ZM139 57V58H138ZM142 57V58H141ZM202 57V56H201ZM214 59H213V58ZM251 58V60H253V62L251 61V60H246L247 58L248 59H250ZM1 58L4 60L5 59V61L3 62V60H1ZM6 58H7V60H6ZM30 58V59H29ZM34 58H36L37 59V57L35 56V55H27V60L28 61H31V59H33L32 61H35L34 60ZM114 58V59H113ZM124 58H126V59H124ZM136 58H137V61L138 60H141V61H139V62H135V60H136ZM218 58V57H217ZM234 58H235V60H234ZM244 58H246L245 59V62H247L248 61V63H254L256 66H254V64H253V67L251 68V64L248 66L246 63H243V65H242V60L244 59ZM256 59V62H255V60L254 59ZM122 59H123V61H122ZM203 59V58H202ZM205 59V58H204ZM203 59V60H204ZM258 59H259V61H258ZM12 60V61H11ZM128 60H130V61H128ZM146 60V61H145ZM231 60H234L233 61V63H232V61ZM9 61V62H8ZM206 60H204V62H205ZM115 62V63H114ZM135 62V63H134ZM149 62V63H148ZM210 62H212V63H210ZM243 62H244V60H243ZM123 63V64H122ZM125 63V64H124ZM132 63V64H131ZM140 63V64H139ZM152 63V64H151ZM157 63V62H156ZM155 63V65H157ZM145 64H146V66H145ZM207 64V63H206ZM209 64H207L208 66H209ZM258 64V65H257ZM124 65V66H123ZM148 65V66H147ZM218 67H217V66ZM231 65V66H232ZM8 66V67H7ZM122 66V67H121ZM129 66V67H128ZM131 66V67H130ZM150 66H151V68H150ZM158 66V65H157ZM210 66V67H211ZM243 66H244V68H243ZM251 69H250V68ZM117 68V69H116ZM158 68V67H157ZM228 68H230V69H228ZM259 68V69H258ZM147 72H146V71ZM219 70H221V71H219ZM237 70H239V69H237ZM249 70H244V71H246V73H247V75L250 73V72H252V71H250L249 73H248V71ZM143 71H145L144 73H143ZM150 71V76L149 77H147L146 78V75L148 76L149 75V72ZM240 71V70H239ZM238 71V72H239ZM243 70H241V73L243 72V73H245ZM24 72V71H23ZM23 72H21V74L23 73ZM27 71L25 70V72L24 73H26ZM234 72V71H233ZM232 72V73H233ZM263 72V73H262ZM232 73L230 72V76H232ZM236 73V72H235ZM246 73L244 74V75H246ZM253 73L251 74V75H253ZM259 73V74H258ZM17 74V75H16ZM26 74H28V72L26 73ZM25 74V75H26ZM146 74V75H145ZM237 74V73H236ZM258 74V76H256ZM4 75H9V76H6V82H5V79H3L4 78ZM15 75V76H14ZM24 75V74H23ZM153 75V76H152ZM229 75V74H228ZM238 75L239 74H237V75H235V77L237 76L238 77ZM241 75V74H240ZM239 75V76H240ZM244 75H241L242 76V78L244 77L245 79L246 78H248V76L246 75V76H244ZM251 75H250V77H251ZM225 76V77H226ZM3 77V78H2ZM15 79H14V78ZM48 77V78H47ZM228 77V76H227ZM234 77V76H233ZM257 77L259 78V79H261L260 81L261 82H263V83H261L260 81H259V79H257ZM13 78V79H12ZM150 78V79H149ZM155 78V77H154ZM241 78V77H240ZM239 78V79H240ZM243 78V79H244ZM251 78H253V77H251ZM147 79V80H146ZM230 79H232V78H230ZM234 79V78H233ZM254 79V78H253ZM41 80V82H43V83H39V81ZM51 80V81H50ZM227 80H228V78H227ZM259 82H258V81ZM48 81V82H47ZM148 81V83H146ZM229 81V80H228ZM232 81V80H231ZM231 81H230V83H231ZM14 82H18L17 84L16 83H14ZM29 82V83H28ZM49 82H50V85H49ZM7 84V85H5V84ZM45 83H47V84H45ZM140 83V84H139ZM260 84V85H257V84ZM11 86H10V85ZM138 84V85H137ZM146 84V85H145ZM232 84H233V82H232ZM262 84V85H261ZM4 85V86H3ZM12 85H13V88H12ZM29 85H32V86H29ZM134 85V86H133ZM141 87H140V86ZM143 85H144V87H143ZM133 86V87H132ZM262 86V87H261ZM4 87V88H3ZM7 87V88H6ZM12 88V90H11V88ZM130 87H128L129 88V92L130 93H133L135 90H133L132 91V89L130 88ZM137 87V88H136ZM6 88V89H5ZM9 88V89H8ZM142 88V89H141ZM147 88V89H148ZM244 88V87H243ZM245 88H246V86H245ZM245 88L243 89V91L247 94V92L245 91ZM6 91H5V90ZM36 89H38V94H36L37 92H36ZM47 89H49V90H47ZM248 89V88H247ZM246 89V90H247ZM256 89V90H257ZM261 89V90H262ZM9 90V91H8ZM239 90H240V92L242 91V89H240L239 88ZM3 91H5V93H3ZM17 91V92H16ZM33 91L35 92L34 94H36V96L35 95H32L33 94ZM41 91V92H40ZM47 91H49V92H47ZM132 91V92H131ZM236 91H238V89H236ZM235 91V92H236ZM258 91V95H259V97L261 98V91L259 92ZM31 92V93H30ZM239 91H238V93H240ZM243 92V93H244ZM30 93V94H29ZM237 93V94H238ZM244 93V94H245ZM260 93V94H259ZM8 94V95H7ZM13 94V93H12ZM236 94V93H235ZM236 94V95H237ZM244 94H240V96H242V95H244ZM249 94V93H248ZM256 94V93H255ZM255 94H254V96H255ZM21 95V96H20ZM239 95V94H238ZM31 96V97H30ZM19 98V100H18V98ZM24 97V98H23ZM244 97V98H243ZM242 98H243V100L245 99L246 100V97L245 96H243ZM249 97V96H248ZM258 96H255L254 98H255V100L256 99H258L259 98ZM5 98V99H4ZM24 100H22V99ZM47 98V99H46ZM250 98V97H249ZM249 98H247V100H249ZM260 98H259V101H258V103H256L255 102V104L257 105L258 104V106H259V108H262V105L264 104V103H262L261 102V100H260ZM13 99V100H12ZM47 100V102H46V100ZM50 99V100H49ZM241 99V97H239V100ZM8 100V101H7ZM11 102H10V101ZM16 100V101H15ZM18 100V101H17ZM243 100H242V102H241V100L239 101V102H241V103H243V104H241V106L240 107H243V108H245V106H242V105H246V103H244L243 102ZM6 102V104H5V102ZM21 101H22V103H21ZM144 100H141V104H143L144 103V105H143V107H145V110H144V108L142 107V105L140 104V106H139V104H138V106H136V107H138L139 109L140 108H142L143 109V111H146V109L148 110V109H150V106L147 104L146 105V103H148L146 100V102L144 101ZM252 101H254V99H252ZM15 103L14 105L12 104V103ZM25 102V103H24ZM90 102V101H89ZM246 102V101H245ZM250 102H251V100H250ZM260 102V103H259ZM21 103V104H20ZM26 103H27V105H26ZM247 103H249V102H247ZM261 103H262V105H261ZM3 104H5V106L3 105ZM51 104H53V105H51ZM254 104V103H253ZM6 105H9V107L8 106H6ZM29 105H31V106H29ZM36 105V106H35ZM48 105V106H47ZM250 105V104H249ZM2 106V107H1ZM20 106V107H19ZM28 106V107H27ZM92 104H91V102L90 103H88L87 102V104L85 103V105H83L82 106V110H84L85 112L87 111V109H88V113H90V112H93V111H91V110H93L92 109ZM239 106V105H238ZM247 106V105H246ZM258 106H252L251 105V108L252 109H249L248 107H246V109H247V111L249 110H253V109H255L256 107L258 108ZM5 107V108H4ZM7 107V108H6ZM15 107V108H14ZM25 107V108H24ZM30 107V108H29ZM47 107H49V109L50 110H47ZM52 107V108H51ZM135 107V109H137L138 110V108H136ZM149 107V108H148ZM5 110H4V109ZM13 108V109H12ZM27 109L25 112H27L26 114H25V112H24V110L23 109ZM256 108V109H257ZM2 109V110H1ZM141 109V110H142ZM237 109H239V107H237ZM245 109V110H246ZM11 110V111H10ZM21 110V111H20ZM245 110H243L242 109V113L245 111ZM51 111V112H50ZM139 111V110H138ZM138 111H136V113L138 112ZM246 111V112H247ZM248 111V112H249ZM5 112H7V113H5ZM31 113V114H29V113ZM252 112V111H251ZM250 112V113H251ZM21 113H23V114H21ZM48 113V114H47ZM51 113V114H50ZM56 113V112H55ZM57 113H58V110H57ZM142 113V112H141ZM144 113V112H143ZM142 113V116L144 115ZM148 113H152L153 114V112L152 111H148ZM245 113V112H244ZM250 113H247V114H250ZM255 113V112H254ZM27 114H29V115H27ZM46 114H47V116H46ZM92 114H94V112L92 113ZM139 114H140V112H139ZM241 114V113H240ZM22 115H24V118H23V116ZM135 115V114H134ZM134 115H130V116H128L130 119H126V118H124V120H123V122L125 121V119H126V123L128 124V125H130L131 126V124L134 122V123H137L138 122V126H135V131H133L134 130V124H132V126H133V130L130 128V127H128V129L130 130L131 129V133L129 134L128 132V134H129V136L131 137V139L132 140H134L133 142V144L136 146V147H138L139 148V146H137V140L135 141V139H138L137 137H140V138H143L144 137V140L146 139V136H143V137H141V136H137V134L139 133L138 131V133L136 132V130H138L137 129V127L138 128H141V129H139V131H142L141 133H139V134H143V132H144V134L146 135L147 133H149L148 134V136H147V138H152V140L150 141V139L149 140H145L146 141V144H147V142L149 141V143H150V145H152L151 146V148L153 149V151L155 150L156 152H158L159 153V151L161 152V150H162V147H163V149H165L166 150V148H167V150H168V152H169V149H170V152H172L171 150H173V149H175L174 148V146L173 145H177L176 143H177V140H175V142H174V144L173 143H169L168 142V139H169V141H172V140H170V138L172 137V136H170L171 134L173 135V140L175 139V134H173L174 132H175V130H176V126L174 127V126H172V127H174L173 129L171 128L170 129V127H168V125H174L175 123L172 121V123H171V121H165V120H163V121H165L164 122V125L163 126H161L162 124H161V121H162V119L160 118V120L158 119V118H156V115H153L152 117H154V118H156L155 120L156 121H159L158 122V124L157 123H155L154 122V119H152V121H151V123L152 124H150L151 126L152 125H154V124H156V125H154V128L153 129H156V132L157 133H160L161 132V138H160V135L159 134H157L156 132H155V136H154V133H152V128L150 127V125L148 124L147 125V123L148 122H150V121H147L146 122V118L144 117V119H142V118H140V116H141V114L139 115V118H137L136 116H134ZM145 115H147L146 114V112H145ZM144 115V116H145ZM149 115V114H148ZM147 115V116H148ZM44 116H46L47 118H49V117H52V118H54V117H56V120L55 119H52V118H50V120H49V122H48V119L46 118V117H44ZM131 116H132V118H133V116H134V118L133 119H131ZM241 116V115H240ZM25 117H30V118H27L29 121L27 122V119L25 120ZM60 117V116H59ZM149 117V116H148ZM244 117H246L247 119H248V116H244ZM44 118V119H43ZM47 120H46V119ZM117 118V117H116ZM250 118V117H249ZM23 119V120H22ZM53 120V122H51L52 120ZM134 119H138L137 121L136 120H134ZM239 119V118H238ZM242 119H243V116H242ZM241 118L239 119V120H242ZM245 119V118H244ZM243 119V120H244ZM246 119V120H247ZM3 120V122H1ZM6 120V121H5ZM34 120V121H33ZM46 120V121H45ZM117 120V119H116ZM142 120L144 121L143 123H142ZM148 120V119H147ZM151 120V119H150ZM21 121V122H20ZM32 121H33V123H32ZM41 121V122H40ZM122 121V120H121ZM121 121H120V123H121ZM129 121V122H128ZM136 121V122H135ZM141 121V123L143 124V125H147V127H143L142 128V126L140 127V125H139V122ZM245 121V120H244ZM253 121V120H252ZM30 122V123H29ZM47 122H48V124H47ZM167 122L168 123H170V124H167ZM240 122V121H239ZM247 122L249 123H251V124H249L248 126H253L252 125V122H251V120H247ZM255 121H253V123H254ZM257 122H259V121H257ZM21 123V124H20ZM131 123V124H130ZM154 123V124H153ZM163 123V122H162ZM242 123V122H241ZM244 123V122H243ZM242 123V124H243ZM262 122H260V124H261ZM29 124V125H28ZM38 124V125H37ZM119 124V123H118ZM121 124H123V123H121ZM126 124V125H127ZM159 124H161V125H159ZM239 124V123H238ZM255 124H257V126H258V124L259 123H255ZM52 125V127H51V129H50V127L49 126H51ZM127 125V126H128ZM157 125H159V127H157ZM166 125H167V127H166ZM243 125H246V122L243 124ZM243 125H242V127H243ZM18 127V126H20V127H18V128H16V127ZM24 126V127H23ZM27 126V127H26ZM48 126V127H47ZM125 126V125H124ZM127 126H125V128H127ZM155 126L158 128V131H157V128H155ZM160 126L161 127H163V128H160ZM247 126V125H246ZM246 126H244V128L243 129H245L246 128ZM248 126H247V128H248ZM256 125H254L253 127H255ZM261 126H264V125H260V126H258V129H259V127L261 128ZM13 127H14V129H13ZM23 127V128H22ZM25 127H26V129H25ZM61 127V126H60ZM59 127V128H60ZM153 127V126H152ZM239 127H241L240 126V124H239ZM253 127H250L251 129V131H252V129H253ZM5 128V129H4ZM7 128V129H6ZM11 128V129H10ZM15 128L16 129H18V130H15ZM37 128V129H36ZM43 128V129H42ZM48 128H49V130H48ZM64 128V127H63ZM164 129V130H160V129ZM246 128V129H247ZM3 129H4V132H3ZM13 129V130H12ZM25 129V130H24ZM30 129V130H29ZM35 129V130H34ZM60 129H62V128H60ZM146 129L148 130V131H146ZM151 131H150V130ZM166 129H170L169 131L167 130L166 131ZM242 128L240 129V130H242L241 132H242V135L241 136H243L242 137V139H244V135L247 133V132H250V131H246V133H245V130H243ZM258 129H255L254 128V130H257V131H259ZM19 130H20V132H19ZM23 130V131H22ZM32 130V131H31ZM38 130V131H37ZM129 130H127V131H129ZM174 130V131H173ZM263 130V129H262ZM1 131V130H0ZM48 131H49V133H48ZM55 131H57V128L55 129ZM82 133H84V136H83V134H82V136L83 137H81V138H84L85 136V138H87L86 140H88V133L85 135V132H83V131H86V130H84V129H82V130H80ZM96 131H98L97 129H96ZM102 131H103V129H102ZM133 131V132H132ZM145 131H146V133H145ZM155 131V130H154ZM162 131H163V134H162ZM243 131H244V133H243ZM13 132V133H12ZM18 132V133H17ZM34 132V133H33ZM1 133V132H0ZM15 133H17V134H15ZM20 133V134H19ZM34 134V136H32L33 134ZM40 133V134H39ZM48 133V134H47ZM57 133V132H56ZM59 133V132H58ZM94 133H95V131H94ZM133 133H137L136 134V138L134 139L133 138V136H135ZM153 135H152V134ZM253 133H254V131H253ZM252 132H250V133H247V137H246V139H249L248 138V135L249 134H253ZM259 133L260 134H258L257 132H256V134H258V135H255V134H253L254 136H257V138L255 139V137H254V139H255V142H256V148L254 147L253 149H250V148H247L246 146H247V144H246V146H245V144H244V141H242V139H240L241 138V136L239 137V141H241V142H239V143H241L242 145H244L245 146V148H246V152L248 153H246L245 152V150L244 149H242V150H244V152L241 150H239V152H238V150H234V152L236 151V152H238V155L242 152V154H240V156L238 157L239 158V160H238V158H237V153L235 152V154H234V156H233V152H231V153H228L229 152V149H226L224 152L225 153H227L229 156H230V154H231V156H233V157H231V158H233L232 160H228L227 161V163H229V172H232L233 170H234V167H235V165L237 166L235 169L238 171L239 169H237V168H239L240 167V165H241V167H240V170L238 171V173H240V176L242 177V178H244V175H246L245 177L246 178H244L243 180L244 181H247L246 183H247V186L248 187H250V185L248 184V179H250V178H252V179H250L249 180V183H251V180L253 181L252 182V184L254 183L255 185H256V182H258L257 184H258V188H260L261 186H263L264 184V182H262L261 183V185H260V180H263L264 181V177H262L263 176V170H264V165H263V167H261L262 165H260V163L261 164H264V160H263V157H264V151H263V147H264V144L262 145V143L261 142H263L264 143V139H262L261 140V138H263V136H262V134H261V131H259ZM263 133V135H264V131L262 132ZM14 134L16 135V136H14ZM22 134H24V135H22ZM143 134V135H144ZM151 134V135H150ZM167 134V135H166ZM170 134V135H169ZM241 134V133H240ZM244 134V135H243ZM22 135V136H21ZM26 135V136H25ZM40 135V136H39ZM45 135H46V137H45ZM106 135H108V133L106 134ZM131 135H133V136H131ZM158 135V136H157ZM166 135V136H165ZM262 137H261V136ZM2 136H3V138H2ZM28 136V137H27ZM59 136L61 137V138H63V136L62 135H60L59 134ZM99 136V135H98ZM152 136H154V137H156V139H159V140H155L154 141V137H152ZM246 136V135H245ZM259 136V137H258ZM25 137H27V138H25ZM32 137H34V138H32ZM38 137V138H37ZM118 138L117 140L115 139V138ZM206 137H209V138H206ZM204 139L205 140H210L211 139V137H212V135L210 136V135H207ZM261 137V138H260ZM12 138V139H11ZM18 138V139H17ZM22 138V139H21ZM24 138V139H23ZM44 138V139H43ZM84 138V139H85ZM103 140V141H106V142H109V144H106L105 145V143H104V145L103 144H100V143H103V141L101 140V139ZM138 139L140 142L142 141L143 142V139ZM168 138V139H167ZM171 138V139H172ZM176 138H177V136H176ZM197 138V139H196ZM202 138V137H201ZM258 138H259V140H258ZM26 139H28L27 141H30L31 139V141L30 142H26V144L25 143H23L24 141L23 140H26ZM39 139H41V140H39ZM64 139V138H63ZM63 139H60V143H61V147L63 146V149L62 150H64L65 149V151H66V154H69L70 156H71V152H73L72 151V148L74 147H72V145L70 144V143H68V141H67V139H64L65 141V145L66 146H64V142H61ZM83 139V140H84ZM89 139H91L90 137H89ZM99 139H100V141L101 142H98L99 141ZM105 139V140H104ZM203 139V138H202ZM34 140H36L35 142H34ZM39 140V141H38ZM50 140V141H49ZM85 140V141H86ZM113 140H116V141H118V142H116V141H113ZM197 140V141H196ZM207 140V141H208ZM237 140V141H238ZM257 140V141H256ZM22 141V142H21ZM138 141V143L141 145L142 143H140ZM145 141L143 142V144H142V146H143V149H144V146H145V148H147V146H146V144H145ZM211 141V140H210ZM236 141V142H237ZM247 141V140H246ZM245 141V142H246ZM258 141H260V142H258ZM6 142V143H5ZM34 142V143H33ZM110 142H115V144H111L110 145ZM120 142V145L118 144ZM152 142H153V144H152ZM159 142V143H158ZM197 142H198V137L197 136H194V138H193V140H192V145L194 146V147H197L198 145H197ZM235 142V144H237ZM3 143V144H2ZM23 145H21V144ZM40 143H42L41 145H40ZM44 143V144H43ZM136 143V144H135ZM158 143V144H157ZM161 143V144H160ZM167 143H169L168 145H167ZM30 145V146H28V145ZM33 144H34V146H33ZM48 144V145H47ZM63 144V145H62ZM69 144V145H68ZM119 145V148H117L118 147V145ZM161 146H160V145ZM240 144V145H241ZM52 145V146H51ZM71 145V146H70ZM102 147H101V146ZM108 145H110L112 148H113V145H116L114 148H116V153H117V156L115 155V157H114V155H113V157H112V159L110 160L109 158H107L108 156L109 157H111V155H112V152L115 154V149L113 148V151H112V149H109V148H111L110 146H108ZM122 145V146H121ZM196 145V146H195ZM258 145H260V147L258 146ZM6 146V147H5ZM32 146V147H31ZM36 146V147H35ZM81 146V145H80ZM83 146V145H82ZM104 146V147H103ZM148 146H149V144H148ZM153 146H154V148H153ZM158 146L159 147V149L158 148H156V147ZM166 146H168V147H166ZM172 146V147H171ZM239 146V145H238ZM238 146H237V148H238ZM244 146H242V147H244ZM24 147V148H23ZM27 147V148H26ZM66 147V148H65ZM67 147H69V148H67ZM97 147V148H98ZM107 147H108V149H107ZM150 147V146H149ZM160 147H161V150H160ZM170 147V148H169ZM176 147V146H175ZM178 147V146H177ZM230 147V146H229ZM229 147H227V148H229ZM233 145H231V147H230V150L231 149H233ZM241 146L239 147L240 149L242 148ZM257 147H259L260 149H262V150H260L262 153L261 154H259L260 153V151H259V148H257ZM51 148H52V150H51ZM89 148V147H88ZM128 148L129 147H127V149H126V147H124L123 148V150L120 152L121 154L120 155H122V153L125 155V154H129V150L130 151H132L131 149H129L128 150ZM140 148H142L141 146H140ZM157 150H156V149ZM173 148V149H172ZM235 149H236V145H235V147H234ZM238 148V149H239ZM8 149V150H7ZM39 149V150H38ZM75 149V148H74ZM87 149V148H86ZM99 149V148H98ZM118 149V150H117ZM134 149V148H133ZM217 149L218 148H216V150H215V153H216V155H214L212 158L210 157V159H209V161H215V158H216V160L218 161V160H220L218 157H216L217 155H219V154H217L218 152H217ZM248 149V150H247ZM256 149V150H255ZM257 149H258V152H257ZM28 150V151H27ZM166 150V151H167ZM12 153H11V152ZM88 151V152H87ZM111 152V153H108V152ZM119 151V152H118ZM127 153H126V152ZM136 151V150H135ZM149 150H147V152H148ZM150 151H152L151 149H150ZM149 151V152H150ZM177 151V152H176ZM220 151V150H219ZM228 151V152H227ZM231 151H233V150H231ZM251 151V152H250ZM254 153H253V152ZM23 152H25V153H23ZM68 152V153H67ZM105 152V153H104ZM108 153V156H106L107 155V153ZM165 151L164 150H162V152H161V155H163V153H164ZM165 153V154H168L167 156L169 157V153ZM175 152L177 153V156L176 155H172L171 153V155L174 157H172L171 155V157L173 158V160H175L174 162L177 164V162H178V166L174 163V165L175 166H177L178 168H180L179 166V163H181V169H178V168H176V171L178 172V170H181V172H182V169H183V172L184 173H182V175H185L184 177H185V179L187 180V178H188V181H186V183L188 182V184H187V186L189 187V197L191 198V200H190V202H188L189 203V205H191L192 203V201L195 199V201L197 200V193L200 195L201 193H200V191H199V187L198 186H196V185H194V189H192V184L189 182V174H186V170H184L185 168H186V166H184L185 168H183V165H186V164H183V162L184 161H182V160H184L183 158H181L180 157V155L178 154V149L176 150L175 149ZM255 152H257L256 154H255ZM173 153H174V150H173ZM175 153V154H176ZM199 153H201V154H199ZM250 153V154H249ZM5 154V155H4ZM11 154H13V156L11 155ZM18 154V155H17ZM88 156H87V155ZM199 154V155H198ZM257 155V156H259V158H256V156H251V158H256L255 159V167H254V169H252L251 167H250V165H249V162L252 160L251 158H249L250 157V155ZM20 155V156H19ZM43 155V156H42ZM50 155H51V157H50ZM54 155V156H53ZM124 155H122V156H120V157H123ZM201 155H203V156H201ZM243 155V156H242ZM4 156V157H3ZM40 156V157H39ZM100 159V161H99V163L98 164H95V162L97 163V161L95 160V159H97V160H99L97 157ZM164 156H166V155H164ZM166 156V157H167ZM181 158V160H180V158ZM198 156V157H197ZM260 156H262V157H260ZM6 157V158H5ZM12 157V158H11ZM20 157V158H19ZM55 157V158H54ZM126 157H128V156H126ZM170 157V158H171ZM202 157V158H201ZM215 157V158H214ZM246 157V158H245ZM27 158V159H26ZM49 158V159H48ZM51 158V159H50ZM54 158V159H53ZM106 160H105V159ZM179 158V159H178ZM196 158H198V160L196 159ZM205 158V159H204ZM208 158L209 157H207L206 158V156H204V154H203V152H201V151H198L196 154H195V160H196V163L198 164V165H200V166H203V165H205V163H206V161H208ZM218 158V159H217ZM235 158V159H234ZM20 159V160H19ZM46 159V160H45ZM213 159V160H212ZM244 159V160H243ZM246 159V160H245ZM248 159H250V160H248ZM259 159V160H258ZM19 160V161H18ZM22 160V161H21ZM49 160V161H48ZM50 160H51V165H50ZM56 162H55V161ZM83 160H82V162H83ZM105 160V161H104ZM109 160V161H108ZM236 160V161H235ZM242 162H241V161ZM261 160V161H260ZM2 161V162H1ZM53 161V162H52ZM87 161V162H86ZM181 161V162H180ZM200 161V162H199ZM202 161V162H201ZM238 161V162H237ZM259 161V162H258ZM22 162V163H21ZM55 162V163H54ZM103 162H104V164H103ZM107 162H108V164H107ZM234 162H235V164H234ZM248 162V163H247ZM263 162V163H262ZM21 164V166H20V164ZM49 163V164H48ZM60 163V164H59ZM93 163V164H92ZM204 163V164H203ZM247 163V164H246ZM47 164V165H46ZM55 164V165H54ZM59 165L58 166V168H57V165ZM91 164V165H90ZM100 164V166H98ZM101 164H103V167L104 168H99V167H101L102 165ZM183 164V165H182ZM203 164V165H202ZM258 166H257V165ZM42 165H43V167H42ZM84 165H85V169H83L84 168ZM96 165V166H95ZM152 165H154V164H152ZM239 165V166H238ZM247 165V166H246ZM51 166V167H50ZM52 166H53V168H54V170H52L53 168H52ZM89 166V167H88ZM106 166V167H105ZM155 166V165H154ZM21 167V168H20ZM47 167H48V170H47ZM61 167V168H60ZM94 167V168H93ZM109 167V168H108ZM111 167V168H110ZM174 167V166H173ZM172 167V168H173ZM242 167L244 168V170L245 171H241V170H243L242 169ZM248 167V168H247ZM251 169H250V168ZM260 167L262 168V170L260 169ZM49 168H51V169H49ZM91 168V169H90ZM155 168V167H154ZM153 168V166H152V169L153 170H155ZM175 168V167H174ZM173 168V169H174ZM231 168V169H230ZM246 168H247V170H246ZM56 169V170H55ZM57 169H59V171L57 170ZM62 169V170H61ZM69 169V170H68ZM104 169V170H103ZM172 169V170H173ZM178 169V170H177ZM250 170V174H249V170ZM258 169V170H257ZM175 170V169H174ZM170 171L169 172V176L167 177L168 179H170L171 178V175H175V176H178V175H176L177 174V172H175V171ZM251 170H253V171H251ZM254 170L256 171V172H254ZM50 172L51 173V175H50V173H48V172ZM61 171V172H60ZM86 171H88V172H86ZM94 171V172H93ZM258 171V172H257ZM53 172H55L54 174L56 175V176H53ZM112 172H114V173H112ZM174 172H175V174H174ZM187 172L189 173V170H187ZM243 172V173H242ZM251 172H253L252 174H255V176H256V174L258 173V176L259 175H261V173H262V176H259V177H257V180L255 179V176L254 175H252L251 174ZM57 173V174H56ZM178 173H180V172H178ZM101 174H103V176L101 175ZM114 174V175H113ZM167 174V173H166ZM181 174V173H180ZM242 174H244V175H242ZM46 175V176H45ZM96 175V176H95ZM112 175V176H111ZM181 175V176H182ZM188 175V176H187ZM252 176V177H250V176ZM60 176V177H59ZM68 176V177H67ZM98 176H100L101 177V179H100V177H98ZM167 176V175H166ZM254 176V177H253ZM93 177V178H92ZM106 177H108V178H106ZM111 179H110V178ZM114 177V178H113ZM174 177V176H173ZM49 178V179H48ZM85 178L87 179V180H85ZM104 178V179H103ZM178 178V177H177ZM254 178V179H253ZM261 178H263V179H261ZM45 179V180H44ZM95 179H96V181H95ZM98 179V180H97ZM108 179H109V181H108ZM144 179H146V180H144ZM150 179V180H149ZM173 179V178H172ZM176 179V178H175ZM174 179V180H175ZM185 179H183V176H182V181L184 182V180ZM258 179H259V181H258ZM50 180V182H48V181ZM103 180H105V181H103ZM118 180V181H117ZM176 180H180L178 183H180V182H182L181 181V178H180V175H179V179H176ZM255 180V181H254ZM45 181V182H44ZM52 181V182H51ZM131 181H133V180H131ZM133 181V182H134ZM113 182V183H112ZM115 182V183H114ZM139 182H140V185H139ZM182 182V184L183 185H186V183L184 184ZM50 183V184H49ZM52 183H53V185H52ZM55 183H56V185H55ZM109 183H111V187H110V185H109ZM146 183V182H145ZM190 183V184H189ZM46 184V185H45ZM77 184V185H76ZM80 184V185H79ZM106 184V185H105ZM115 184V185H114ZM251 184V187H254L253 185ZM44 185V186H43ZM52 185V186H51ZM80 187H79V186ZM91 185V186H90ZM130 185L132 186L133 184H132V182L130 183ZM49 186V187H48ZM51 186V187H50ZM117 189V191H114V190H116V189H114L113 190V192H112V189H110V188H114V187ZM55 187V188H54ZM93 187V188H92ZM106 187H107V189H106ZM109 187V188H108ZM197 187H198V189H197ZM257 187V186H256ZM256 187H254V188H256ZM264 187V186H263ZM53 188V189H52ZM47 189V190H46ZM49 189H50V191H49ZM82 189V190H81ZM106 189V190H105ZM132 189V188H131ZM251 188H249L248 189V191L249 192H247L245 195H247V196H249V197H251V199H256V198H258V196L257 195H259V198H260V193H263L264 194V189L262 190V187H261V190H260V192H259V189H258V193H255L256 191V189H251ZM90 190H91V192H90ZM103 190V191H102ZM133 190V189H132ZM194 190H196V192H194ZM52 191V192H51ZM84 191H85V193H84ZM111 193H110V192ZM119 191V192H118ZM261 191H263V192H261ZM48 192V193H47ZM83 192V193H82ZM117 192V193H116ZM192 192V193H191ZM4 193V194H3ZM51 193V194H50ZM118 193H122L121 195L120 194H118ZM195 193H196V196H195ZM252 193V194H251ZM138 194V195H137ZM194 195L193 197H195V198H193V197H191L192 195ZM257 194V195H256ZM52 195V196H51ZM84 195V196H83ZM108 195H109V197L110 198H108ZM127 195V196H126ZM136 195V196H135ZM86 196V197H85ZM104 196H106V197H104ZM256 196V197H255ZM261 196H262V194H261ZM52 197V198H51ZM124 197H126V199L124 198ZM148 197H153V199L154 200H151L150 198H148ZM156 197V198H155ZM188 197V198H189ZM199 197V196H198ZM253 197V198H252ZM263 197L264 196H262L261 198H260V202H262V200L261 199H263ZM55 198V199H54ZM108 198V199H107ZM111 198H114V199H111ZM144 199V200H142V199ZM146 198H147V200H146ZM188 198H187V200H188ZM193 198V199H192ZM213 198V197H212ZM258 198V199H259ZM54 201V203H52L53 205H49V203L51 204V202H53L52 200ZM110 199V200H109ZM199 199H200V197H199ZM258 199H256V201H258ZM57 200H58V202H59V200H62V201H60L61 203H62V205H60L58 202H57ZM120 200V201H119ZM136 200V201H135ZM141 200V201H140ZM186 200V201H187ZM188 200V201H189ZM213 200H214V198H213ZM39 201V202H38ZM112 201V202H111ZM116 201V202H115ZM130 202V204H129V202ZM147 201H149V202H147ZM153 201H154V203H153ZM44 202H46V203H44ZM49 202V203H48ZM56 202V203H55ZM86 202V203H85ZM145 202V203H144ZM151 202V203H150ZM259 202V201H258ZM42 203V204H41ZM43 203H44V205H43ZM65 203V205H67V207L65 208V205H63ZM74 203V204H73ZM88 203V204H87ZM117 203V204H116ZM120 203V204H119ZM141 203V204H140ZM146 203H148L147 205H145ZM157 203V202H156ZM191 203V204H190ZM196 203H198V201H196ZM215 203V204H214ZM263 205H264V200H263ZM55 204L57 205H59V206H61L62 207V209H61V211H59L61 214H57L55 217H50L49 215H48V213L46 212V207H49V206H53V207H55ZM121 204H124L125 206H123V205H121ZM144 204V205H143ZM220 204L221 205H224V206H221V207H225L226 206V210L224 209V208H220L219 206H220ZM36 205V206H35ZM117 205H119V206H117ZM121 205V206H120ZM138 205H140L139 207H140V209H139V207H138ZM228 205V204H227ZM59 206H57V207H59ZM122 206H123V208H122ZM144 206V207H143ZM146 206H148V207H146ZM216 206H218L216 209H215V207ZM41 209H40V208ZM94 207L96 208V209H94ZM114 208V207H116V209L114 210H112V208ZM119 207V208H118ZM135 207V209H133ZM228 207V208H227ZM64 208V209H63ZM68 208V209H67ZM85 208V209H84ZM93 208V209H92ZM132 208V209H131ZM231 208H233V210L231 209ZM238 209V211L239 212H237L236 213V210ZM92 209V210H91ZM99 209V210H98ZM109 209V210H108ZM119 209H120V211H119ZM122 209H124L123 210V212L121 211ZM138 209H139V211H138ZM141 209H143V210H141ZM209 209V210H208ZM228 209V210H227ZM234 209H235V211H234ZM60 210V209H59ZM63 210V211H62ZM65 210H66V212H65ZM82 210V211H81ZM96 210H97V212H96ZM103 210V211H102ZM110 210H112L113 212H115V213H112V211H110ZM118 210V211H117ZM131 210H133L132 212H131ZM135 210H136V212H137V214H135L136 212H135ZM206 210H208V211H206ZM213 211V213H214V215L212 214V211ZM217 210H219V211H216ZM221 210H223V211H221ZM87 211V212H86ZM91 211L92 212H95L96 214H98L99 216H101V217H106V218H102V220L105 222V223H103L102 225H104V227H100V228H94V226L95 225H93L94 224V222H92L93 221V219H90V213H91ZM208 213L209 211V213L207 214L206 212ZM221 211V212H220ZM234 211V212H233ZM242 211V212H241ZM64 212V213H63ZM82 212V213H81ZM89 212V213H88ZM120 212V213H119ZM128 212H130V213H128ZM140 212H142V213H140ZM147 212V213H146ZM208 215H206L205 213ZM106 213V214H105ZM117 213V214H116ZM124 213V214H123ZM128 213V214H127ZM139 213V214H138ZM202 213V214H201ZM241 213V214H240ZM64 214V215H63ZM110 214V215H109ZM126 214V215H125ZM130 214V215H129ZM133 214L136 216V218H135V216H133ZM140 214H142V217H141V215ZM149 214V213H148ZM239 214V215H238ZM61 215V216H60ZM66 215V216H65ZM102 215H104V216H102ZM123 215H125V216H123ZM127 215H129V218H128V221H127ZM196 215H195V217H196ZM203 215V216H202ZM212 215H213V217H212ZM258 215V216H257ZM62 216H64V217H62ZM98 216V217H99ZM111 216V217H110ZM131 216V217H130ZM151 216V217H150ZM204 216H206V217H204ZM211 216V217H210ZM48 219H47V218ZM61 217V218H60ZM110 217V218H109ZM139 217H141V219L139 218V220L142 222V224H141V222L140 221H138L137 219ZM145 217H146V219L148 220H146L145 219ZM152 218V219H150V218ZM159 219H158V218ZM217 217H219L218 215H217ZM224 217V218H223ZM225 217H226V219H225ZM239 217V218H240ZM259 217V218H258ZM264 217V216H263ZM262 217V218H263ZM52 220H51V219ZM59 218V219H58ZM66 218H68V219H66ZM109 218V219H108ZM131 218V219H130ZM134 218V219H133ZM162 218V217H161ZM204 218H205V221H204ZM58 219V220H57ZM61 219V220H60ZM89 219V220H88ZM99 219H101V218H99ZM105 219V220H104ZM124 219H126V220H124ZM158 219V220H157ZM167 220V222L169 221V225L171 224V225H173V227L170 225V228H171V230L174 228V231H175V233L178 235H176L175 233H173L172 235H173V237H170V238H168V240L170 239L171 240V242H170V240H169V242L167 241V243L165 242H163L166 246V248L165 247H161V246H163L164 244L163 243H161V238H163V236H162V234L160 233V232H158V236H157V231L161 228V225H163V222H164V220ZM202 219V220H201ZM214 219V220H215ZM221 219V220H220ZM223 219H224V221H223ZM230 219V220H229ZM240 219H242V217L240 218ZM65 220V221H64ZM133 220V221H132ZM144 220V221H143ZM173 220V221H172ZM209 220V219H208ZM220 220V221H219ZM53 221H54V223H53ZM60 221V222H59ZM62 221V222H61ZM88 221V222H87ZM115 223H114V222ZM127 221V222H126ZM150 221V222H149ZM152 221V222H151ZM171 221V222H170ZM226 221H227V223H226ZM230 221V222H229ZM238 221V222H237ZM241 221L244 223V227L246 228V229H244V230H246V231H250L249 229L251 228V230H252V232H254L255 233V236H254V233H252L251 234V232H249V233H245V232H242L243 231V224L241 223ZM248 221V222H247ZM108 222V223H107ZM130 222H131V224H130ZM135 222L137 223V224H135ZM166 222V223H167ZM183 222H184V224L185 225H187L186 226V229H187V231H186V229H184V224H183ZM219 222V223H218ZM221 222H222V224H221ZM223 222H225L224 224H223ZM249 222H252L253 224H255V225H252V226H257V227H255L256 228V230H253L254 229V227L252 228V227H250L249 228V226H251V224L250 225H248V223ZM156 223V224H155ZM157 223H159V224H157ZM162 223V224H161ZM176 223V224H175ZM182 223V224H181ZM217 223V224H216ZM228 223H232L231 225H237L238 224V228H236L235 229V231H234V229H232V227H235V225L234 226H232L231 227V232H230V226L231 225H228ZM237 223V224H236ZM246 223H247V225H246ZM57 224V225H56ZM58 224H60V225H58ZM124 224V225H123ZM127 224V225H126ZM154 224V225H153ZM177 224L180 226V231L183 229V230H185L184 232L186 233V235L187 236H189V238H191V239H189L190 240V242L188 243L189 245H187V243L186 242H188L189 240H187L186 238H188L187 236H186V238L184 237H182V235H185L184 234V232L183 231H181V232H183V233H181V232H179L178 233V231H177V228H179V226L177 227ZM199 224V223H198ZM239 224H242L241 225V227H239ZM56 225V226H55ZM93 225V226H92ZM107 225V226H106ZM112 225V226H111ZM131 225H134V227L133 226H131ZM158 225V226H157ZM174 225H176V227L177 228H175V226ZM219 225V226H218ZM222 225V226H221ZM224 225H225V227H224ZM226 225H228L229 227L227 228V226ZM259 225V224H258ZM107 227V229H106V227ZM117 226H118V228H117ZM131 226V228H129ZM153 226H156V227H153ZM183 228H182V227ZM202 228H201V227ZM61 227V228H60ZM91 227H93V229L91 228ZM114 227V228H113ZM149 227L152 229V230H149ZM189 227V228H188ZM54 228V229H53ZM102 228H104L105 229V231H104V229H102ZM129 228V229H128ZM158 228V230H155V229H157ZM182 228V229H181ZM201 228V229H200ZM227 228V229H226ZM249 228V229H248ZM96 229V230H95ZM134 229V230H133ZM204 229V230H203ZM206 229V230H205ZM239 229V230H238ZM57 230H59V232L57 231ZM63 230V231H62ZM95 230V231H94ZM117 230H118V232H117ZM146 230H149V232L148 231H146ZM202 230V231H201ZM61 231V232H60ZM114 231V232H113ZM115 231H116V233H115ZM154 231H156V232H154ZM173 231V232H174ZM203 231H204V233H206V234H203ZM208 231H210V232H208ZM237 231L240 233V234H237ZM55 232V233H54ZM146 232V233H145ZM154 232V233H153ZM195 232H196V236H195ZM207 232L210 234H213V235H215V234H219V237H218V234H217V236L215 235V237H218L216 240H219L220 241V238L222 239L221 241H225V243H224V241L223 242H219V245H224V246H220V247H222L223 248V250H222V252L220 251V250H218L219 249V246H218V244H215V243H218L215 239H213V238H215V237H213L212 238V235H209V234H207ZM213 232V233H212ZM215 232V233H214ZM217 232V233H216ZM232 232H235L236 233V235H235V237H234V234L235 233H233L232 234ZM58 233V234H57ZM123 233V234H122ZM125 233H126V235H125ZM150 234V236H149V234ZM156 233V234H155ZM181 233V238H180V234ZM242 233V234H241ZM55 234V235H54ZM62 236H60V235ZM115 234H116V237L113 239V235L115 236ZM123 236H122V235ZM194 234V235H193ZM203 234V235H202ZM223 234V235H222ZM112 235V236H111ZM122 236L123 238H125L124 240H126V239H131L132 240V242L135 244V242H136V245H137V247H140V248H138V250H136V251H134V253L133 252H131V253H129V251L127 252V253H124V254H118V256L116 255V254H114L113 252H112V249H109V247L111 246V244L110 243H112L113 241H114V243H115V241H117V240H119L121 237L120 236ZM131 235V236H130ZM155 235V236H154ZM177 237H176V236ZM222 237H221V236ZM224 235L228 238H226V237H224ZM231 235H232V237H231ZM126 236V237H125ZM128 236V237H127ZM157 236V237H156ZM162 236V237H161ZM174 236H175V238L176 239H173L174 238ZM205 236V237H204ZM241 236H242V238H241ZM246 236V237H245ZM252 236H253V238H252ZM42 237V238H41ZM54 237V238H53ZM111 237V238H110ZM118 237H120V238H118ZM133 237V238H132ZM154 237V238H153ZM179 237V238H178ZM197 237V238H196ZM200 237V238H199ZM201 237H202V239H203V241L202 242H204L202 245L204 246H202L201 245ZM209 237V238H208ZM236 237H238L239 239H238V241L236 240ZM251 237V238H250ZM38 238V239H37ZM44 238V239H43ZM54 240H53V239ZM106 240H105V239ZM117 238V239H116ZM148 238V239H147ZM159 238V239H158ZM197 240H196V239ZM199 238V239H198ZM211 238H212V241H210L211 240ZM255 238V239H254ZM34 239V240H33ZM40 239V240H39ZM52 239V240H51ZM130 239L129 240H126V241H130ZM155 239V240H154ZM157 239V240H156ZM164 239V241L167 239H165V238H163ZM163 239H162V241H163ZM172 239H173V241H172ZM179 239H183V241L181 242V240H179ZM185 239H186V241H185ZM210 239V240H209ZM243 239V240H242ZM248 239V240H247ZM250 239V240H249ZM252 239V240H251ZM36 240V241H35ZM39 240V241H38ZM45 240V241H44ZM60 240V242L62 241V242H64V245L66 246V249H67V253L66 252H62V253H64V254H59V255H57V256H55L54 258H53V252H54V250H56V247H57V242ZM112 240V242H110V241ZM176 240H177V242H176ZM193 240V241H192ZM227 240V241H226ZM241 240V241H240ZM35 241V242H34ZM51 241H52V243H51ZM105 241V242H104ZM178 241L180 242V243H178ZM208 241V242H207ZM214 241V242H213ZM216 241V242H215ZM245 243H244V242ZM256 241V242H255ZM45 244H44V243ZM48 242V243H47ZM61 242V243H62ZM109 242V243H108ZM152 242V243H151ZM157 242H159V243H157ZM173 242V243H172ZM176 242V243H175ZM183 242H185V243H183ZM200 242V243H199ZM209 242H212V243H214L215 244V246L217 247V251L216 250H214L215 248H212L211 246V248H208L209 246V244H211V243H209ZM228 242V243H227ZM249 243V246H248V243ZM15 243V244H14ZM54 243V244H53ZM103 243V244H102ZM107 243V244H106ZM169 243V244H168ZM179 244L178 246H176V244ZM182 243H183V246H185L184 248H185V250L187 251V248H188V246H189V248H188V252H185V251H182V249L183 248H181V246H182ZM208 243V245L206 246V244ZM101 244V245H100ZM113 244V243H112ZM158 244V246H156ZM167 244H168V246H167ZM185 244V245H184ZM191 244V245H190ZM229 245V246H231L230 247V250H231V248H233L231 251L229 250V255H226L225 256V254H227L228 252L226 251V250H228V247L229 246H227V249H226V245ZM250 244H252V247H250L251 245ZM56 247H55V246ZM106 245H108V246H106ZM114 245V244H113ZM172 245H174L173 247H172ZM181 245V246H180ZM193 245H194V247H193ZM212 245V244H211ZM239 245V246H238ZM241 245V246H240ZM245 247H244V246ZM257 245V246H256ZM2 246V247H1ZM23 246V247H22ZM100 246H101V248H100ZM176 246V250H175V247ZM180 246V247H179ZM182 246V247H183ZM192 246V247H191ZM204 248V250H203V248ZM213 246V245H212ZM236 246V248H234V247ZM243 246V247H242ZM105 247H108V248H106V251H107V253L106 254H101L100 253V250L99 249H105ZM141 247H144L143 249L141 248ZM145 247H147V248H145ZM150 247V248H149ZM152 247V248H151ZM172 247V248H171ZM177 247H178V249H180L181 248V251H179L178 249H177ZM187 247V248H186ZM201 247V248H200ZM241 247L243 248V249H241ZM251 249H250V248ZM259 249V250H262V253H260L261 251H257V249ZM40 248H41V250H40ZM45 248V249H44ZM112 248V247H111ZM163 248H165L166 250H168V252H169V249H170V252L169 253H172L171 255L166 251H164L163 250ZM168 248V249H167ZM200 248V250H198ZM207 248L209 249V250H207ZM261 248V249H260ZM263 248V249H262ZM42 249H43V251H42ZM52 251H51V250ZM108 249V250H107ZM173 249H174V251H173ZM189 249L191 250H193V249H195L194 250V252L192 253L191 251H189ZM214 250V251H212V250ZM226 249V250H225ZM235 249H236V251H235ZM162 250H163V252H162ZM239 250V251H238ZM36 251V252H35ZM45 251V252H44ZM52 253H51V252ZM178 251V252H177ZM198 251V252H197ZM200 251V252H199ZM215 251H216V253H215ZM249 251H251L250 252V254H249ZM253 251V252H252ZM98 252V253H97ZM165 252V253H164ZM173 252H175V253H173ZM181 252V253H180ZM190 252V253H189ZM197 252V253H196ZM214 252V253H213ZM224 252V253H223ZM227 252V253H226ZM232 254H231V253ZM236 253V255L237 256H234L233 258H231L232 257V255H234L235 253ZM238 252V253H237ZM258 252V253H257ZM154 253V254H153ZM163 253V254H162ZM167 253V254H166ZM188 253H189V256H188ZM234 253V254H233ZM38 254V255H37ZM101 256H100V255ZM108 254V255H107ZM110 254V255H109ZM113 254V255H112ZM132 254H136V255H134V257H133V255ZM159 254H160V256H159ZM166 254V255H165ZM181 254V255H180ZM183 254V255H182ZM191 254H193V256L191 255ZM199 254H200V257H199ZM217 254V255H219V254H221L219 257L220 258H222V256H224L223 258H224V263H223V258L222 259H219L218 258V256L215 255ZM224 254V255H223ZM231 254V255H230ZM252 254V255H251ZM255 254V255H254ZM258 254H262L263 255V257L261 258V256H259ZM114 255H116V257L114 258ZM127 255H129V257L127 256ZM169 255V256H168ZM184 255H186V256H184ZM239 255V256H238ZM246 255V256H245ZM137 256H139V257H137ZM140 256H143V257H141L140 258ZM163 256H168L169 257V259H171V260H169V259H167L166 258V260L165 261H163V258H165V257H163ZM174 256V257H173ZM202 256V257H201ZM227 256H231L230 258L231 259H229V257H227ZM250 256V257H249ZM251 256H254V257H252V259H250L251 258ZM257 256H259L258 258H257ZM13 257V258H12ZM137 257V258H136ZM160 259H159V258ZM163 257V258H162ZM187 257H189V259H188V262L189 263H187L186 261H187V259L186 258ZM193 257V258H192ZM244 259H243V258ZM194 258H195V260H194ZM199 258V259H198ZM216 258V259H215ZM227 258H228V260H227ZM240 258V259H239ZM242 258V259H241ZM245 258H247V261H245L246 259ZM36 259V260H35ZM192 259V260H191ZM201 259V260H200ZM205 259V260H204ZM214 259V260H213ZM250 259V260H249ZM128 260H130L129 261V263H128ZM132 260V261H133ZM194 260V261H193ZM218 262H217V261ZM244 260V261H243ZM254 261H251L250 263L252 264H254L255 263V259H253ZM56 261V262H55ZM134 261V262H135ZM160 261V262H159ZM171 261V262H170ZM185 261V262H184ZM193 261V262H192ZM196 261V262H195ZM229 261H228V263L227 264H229ZM235 261H237V260H235ZM84 262V263H83ZM163 262V263H162ZM168 262V263H167ZM182 262V263H181ZM190 262H192V263H190ZM199 262V263H198ZM234 264L233 263V261L232 262H230V264ZM237 262H235V264H236ZM240 263H238V264H240ZM262 264H264V261H262Z\"/></svg>", "mask_w": 264, "mask_h": 264}]
</instances>
